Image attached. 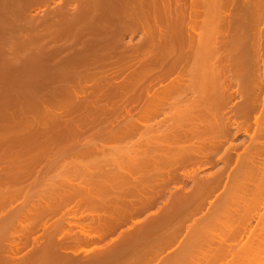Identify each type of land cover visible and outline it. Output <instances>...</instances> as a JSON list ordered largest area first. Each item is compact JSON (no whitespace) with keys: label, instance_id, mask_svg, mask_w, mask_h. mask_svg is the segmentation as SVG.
I'll use <instances>...</instances> for the list:
<instances>
[{"label":"rangeland","instance_id":"1","mask_svg":"<svg viewBox=\"0 0 264 264\" xmlns=\"http://www.w3.org/2000/svg\"><path fill=\"white\" fill-rule=\"evenodd\" d=\"M3 2V4H2V2ZM0 1V9L1 8H4V6L6 5V4H8V5H6L5 6V9H1L0 11H1V15H0V24H2V26H0V58H2V59H0V174H1V177H0V189H1V191L2 192H5V190H6V192L8 193V191H9V193L10 192H13V193H15L16 191L17 192H19V191H22V194L23 195H21L20 196V198H19V194L17 195V196H15L14 194H11V196H10V199H8V198H6V201H5V198H4V200H2L3 202H2V204H0V208H1V210H0V212L2 213V215H1V213H0V224L1 223H3L5 220V218H8L9 220H11V221H14L13 222V224H16L15 223V221L17 222V218L18 217H16V220L14 219V220H12L11 218H13V217H15V215L14 216H12V215H10V213L12 214L13 212H16V211H19L18 210V207H19V209H20V211H23V213L22 214H26V213H28L30 210H31V213L33 212V214H35V211L37 210H39V209H41V208H45L48 204H50V205H52V204H55V205H52V206H59L58 205V203L60 202H62L61 203V205H60V207L58 208V209H56L55 211L56 212H54L53 214L52 213H50V214H52V215H50V214H48L49 215V218L46 216V217H41V219H40V217H37V218H39L40 220H39V223H41L40 224V227H38L37 229H36V231H34V233L32 234V236L30 237L31 238V240H32V238L33 239H38V242L40 243V245L41 244H43V241H45V239H43V238H45V236L43 237V235H44V233H45V231H44V229H47L48 228V230H52V228H53V230L54 229H59V228H55L56 227V225L58 224L57 222H59V223H61L63 226H62V229H60V232H59V234H58V239L60 240V241H58V242H60L61 244H63L64 246H66V247H64V250L63 249H61V250H59V251H54V252H49L50 254L51 253H53V254H51L50 256H53L54 254L55 255H59L60 253H61V255H59V260H60V258H61V256L65 259L64 260V262H63V264H66V262H67V264H112V262H113V264H120L121 262H122V264H210L211 262H212V264H215V262H217V264H222V262H223V264L225 263V264H260V263H262V262H264V259L262 258L261 259V257H264V255L262 256V255H260L261 257L259 258L258 257V252L256 251V250H258L257 249V246H256V243L257 242H255L256 241V239H257V237H256V235H252V236H250L249 234H246V235H242V236H240V234H239V236L237 235V233H236V231L237 230H239L240 231V227L238 228V226H240V225H243L242 223H244V220L246 221L247 219V221L250 223H247V226H245L246 224V222L244 223V226L245 227H242L241 226V230H242V228H249V229H251V230H254V231H256L255 233H257V229H254L255 227H257V225H258V222H259V216L260 215H258L257 216V214H262L263 215V217H264V210L262 209L263 207H262V204H261V206L260 205H256V207L257 206H260V207H258L259 208V213L257 212V210L253 207V211H254V213L253 212H251L250 210L252 209V207H250L249 206V203H250V205L252 206V197H253V193L250 191L252 188H253V185L252 184H250L251 186H248V189H250V190H244V188H243V183H240L239 184V182H242L241 181V175L243 174H241L240 175V173L242 172V170H241V165L240 164H238V162H237V157H239L240 156V154L242 155V153H243V150L247 147V146H249V144H250V141H249V139H250V137H249V139H247L248 138V136L249 135H251V133H253V122H254V120H253V118L254 117H256L257 115H256V113L257 112H255V115H252V116H250L249 117V120L251 119V117H252V120L251 121H249L250 122V124L252 125L251 126V129H253V130H251L250 132H248V136H247V138H246V135H244L242 132L243 131H241L240 133H238L239 132V130H242L241 128H242V126H243V124H242V121L244 122V120H242L241 121V119H242V117L243 116H241V119H240V116H237V114H236V112H234V110H233V112H232V109H234V107H236L237 106V104H238V106L237 107H239L240 105H239V103L241 102V98H240V96H239V94L237 93L238 92V86L235 84V83H237L238 81L236 80V77L235 78H233L234 76H232L233 74L232 73H230V74H227L228 76H225V78H227L228 80H233V82H230L229 84H228V88H226V90L228 91H230L229 93H231L232 94V96L234 97H232V100H230V104H229V106H228V109H226V111L223 113L224 114V116H225V118L226 119H230L231 120V122L230 121H228V132L230 131L231 132V135L230 134H228V135H226L225 137H227L226 138V140L223 138L221 141H219L220 140V138L218 139V136H215V137H212L213 136V134L212 133H206V134H202L201 136H200V138L197 140V139H195L194 140V142H196V143H201V144H203V142L204 143H208L209 141L211 142V140H213V141H215L213 138H215L216 139V141H215V146H214V149L213 150H215V148H216V152L214 151L213 152V154L215 153V155H213L212 153L210 154V155H212V159L210 158V155H209V153H210V150H211V145H209L210 146V148H208L209 149V153H206V152H208V151H206L205 150V148H207V147H201L203 150H205V151H200L199 152V156L197 155L196 156V159L198 160V158L200 157V158H202V159H200L199 158V162L196 160L195 162L193 161V163H194V165L193 164H191V165H189V163H187L186 164V166L184 165H182L183 166V168H181V169H179V167L177 168V169H179V173H178V171H177V169L176 170H173L172 171V174L170 173L168 176H169V178L167 177V175H164L165 177H167V179L169 180V183H167L166 182V178H165V180H164V177L162 178V177H159L160 175L158 174V173H156L155 171H154V173L153 172H148L147 173V171L149 170V169H147V167H146V164H144V165H142V161H143V163L145 162V158H144V150H145V145H144V132H143V136L141 135V133H142V130H141V133H136L134 136L133 135H131L130 137H127L125 140H124V142L123 141H120V142H110V143H107V142H105V144H107V145H105V147L107 148V149H104V150H106L107 152H106V154H105V156H104V153H105V151L103 152V153H99V154H97L96 152H93V153H91L92 155H93V157H95V158H93L92 157V155H90V157H89V155H85L86 157H84V156H76V155H74V154H72L71 155V158L69 157L70 156V153H69V150L70 149H72V147H73V143H74V140H73V142H72V144H71V142L70 141H72V139L70 140L69 138H65V137H68V135L67 136H65L66 134L65 133H63L64 132V129H60V128H63L64 127V123L66 122V124L67 123H69L70 121L71 122H77V123H82V126H83V128H82V131H81V135H82V137H80V139H79V137L77 138V139H79V140H77L76 139V141L78 142V143H81L82 145L84 144V143H90L91 142V144H94L95 142L96 143H98V144H96L95 143V145H100L99 143H101L103 140H107V136H105V137H103L105 134H107V133H109L116 125H117V128L119 127L118 125H120L121 127H122V125H123V123H124V121H125V118L126 117H128V118H136L137 116H141V112H140V110H141V108L143 107V105H144V100H138V101H136L135 103H130L129 101H128V99H126V100H124V101H126L127 102V104L125 103V107L126 106H128V108L126 107V109H128V111L126 112V113H128L127 115L128 116H126V113L124 114V110L122 111V110H120L123 114H121V115H124V116H121L118 112H120V111H116V110H104V113L101 111V110H96V111H98V113L100 114L101 112L103 113V115H101L100 114V116H99V114L97 115V112L95 111V112H93V110L91 111V112H89L88 110H78V108H76L75 106H76V103H77V99H82V97L81 96H79V94L77 93V94H75V92H77V90H78V87L77 88H75V90H74V85H71L72 83H74V81L72 82V83H64L65 81H64V79H65V77H67L68 76V78L70 79V75H68V73H70V72H72V70H70L71 68H73V66H72V63H68V65H67V63H64V59L65 58H69V56L71 55V54H73L74 53V51H77L79 48H78V46L76 45L77 44V42H78V39H77V32H78V30H80L79 28L81 27V26H83L84 27V31H83V33H82V37H83V39H82V41L85 43V42H87V43H85V45L87 46V44H89V46H87V48H94V47H91L92 45H96L95 47H97V44L98 43H100L101 45H103V46H99V47H103L104 49L102 50L101 49V53H109V51L111 52V50H113L112 51V55L110 54L109 56H110V61H109V59H108V61H103V65L101 66L100 64H99V62H97V61H95L93 58H91V61H88L89 63H86V67H84V66H82V68L80 67V66H78L77 68H78V72L80 73L81 71H87L88 69V71H92V72H96V74H97V72L98 71H101L102 72V75H101V79H100V82L101 81H103V75L105 74V79L107 78V79H110V80H105L104 82L106 83L107 81H109V82H107V84H110V81H112L111 83L113 84L114 83V81H115V83L117 84V82H118V85H121L123 82H125V83H127L128 82V80L126 79V78H129V77H132V75H133V73H134V71H135V73H136V68L138 69L137 70V72L139 71V67H141L140 66V61H139V57H141V55L143 54H145V49H146V46H142L141 47V45H140V43L146 38V34H145V31H146V27L145 28H140V27H136V28H131L130 30H129V28L126 30V32L125 31H122L121 32V34L118 36V35H116V31H117V27L114 25V23H113V20L112 21H108L109 20V15L108 14H110V12L112 11L113 12V10L114 11H116L117 9L116 8H111V11L109 12V10H110V3H111V1H113L114 2V0H108V3L106 4H103L102 6L103 7H105L104 8V11H107V9L109 8V10L107 11V12H105L104 13V11H102V12H99V11H97V13H96V11L94 12V13H96V14H94V13H91V14H94V16H92V17H88L87 18V20H84V21H81V23H80V27H77V29L74 27V26H76V25H79V22H78V24H75V25H72V23L71 24H69V22L66 24L65 23V21H67V20H64V18H66V17H63L64 15L65 16H67V19H69L70 17H68V16H72L71 18H73L75 15H74V13L76 14V12L78 11V1L79 0H71V1H69V4L68 5H66L65 4V2L67 1V0H6V1H8V2H6L5 0H1ZM16 1V2H15ZM32 1V2H31ZM42 2L41 4H39L40 2ZM101 1V0H100ZM104 1V0H103ZM102 1V2H103ZM107 1V0H106ZM105 1V2H106ZM117 1V3H119V1L118 0H116ZM129 1V3H131L132 1L131 0H128ZM131 1V2H130ZM138 1H140V0H137V3L135 4L136 6H134V4L133 5H131V6H133V7H128L127 8V6H129V5H127V0H126V2H125V0H123V2H125V4L124 3H122V2H120V4H122L121 6H119L120 7V9H118L117 10V12L115 13V12H113V15L115 14V16H116V14H118V11H119V13H121V15H123V12H121V11H124V10H126L125 12L127 13V10H128V13L126 14L127 15V17H131V15H132V17H135V15H138L137 14V10H135V7H139V6H141V5H143L146 1H148V0H141V2H140V4L138 3ZM143 1H144V3H143ZM185 1V0H184ZM197 1H199V2H202L201 3V7H200V9L202 10H198L200 13H199V16L200 17H198L199 18V23H200V27H201V24H204V20L205 19H207L206 21V23H210V21H209V19L211 18V17H209L210 15V12H212V10H213V13H211L212 14V16L213 17H215L216 18V10L217 9H214L215 8V5L217 4V3H220L218 0H217V3H216V1H214L213 0V2H211V0H210V3H208L209 1L208 0H197ZM227 1V0H226ZM226 1H222V3L220 4V7H221V12L223 13V16H222V13L221 12H219L218 10H217V12H219V14H218V17L217 18H219L218 19V24H217V29H218V31H214V28H216L215 26H216V24L214 23V21L215 20H217V18L215 19V18H213V21H212V18H211V22H212V27H211V25L209 26V24H207L206 25V23H205V25L206 26H202L201 28L198 26V28H200V29H197L198 30V32H197V30H196V32H197V34H198V36H199V38H198V36H197V39H199V41H200V44H199V46L200 47H203L204 45H203V43H207L208 44V46L210 45L209 44V42L208 41H210V39L211 38H213L212 37V35L211 34H213L214 32L216 33L217 32V34H215L214 36H215V38L217 39L216 40V43H221V41H222V43L221 44H219L220 45V48H222L221 46H224L225 48H224V50L223 51H216V53L217 52H220V53H218L217 55H216V58L214 59V55H213V58H211V62H216V59H217V57H219L220 55H221V53L223 54L224 53V51H225V53L222 55V56H220V60H222V58H223V56H225L226 57V60L227 61H224L225 60V58H224V60H222V62L224 61L225 62V68H226V66L228 67V66H230V62H231V60L229 59V54L226 56V50H228V46L229 45H227L226 44V42L229 40V42H227L228 44L229 43H231V38H229L230 37V35L229 34H231V33H229V32H231V30H229V28H227V26L225 25V22H224V18L226 17V16H231L232 15V17L235 15V18H236V20H238L237 18H240V17H242V16H244L243 14H244V11H242L241 12V14L242 15H240V11H241V8L243 9V7H241V5L242 4H240V3H242V2H244V1H242L241 2V0H240V2L238 3V1L237 0H232L233 1V4H232V6H231V3H232V1H231V3L230 2H228L229 4H230V7L228 8V10H227V8H226V10H224L223 9V11H222V8H223V6H225V7H227V5H225L224 3L226 2ZM258 1V0H257ZM260 2H258L259 4L260 3H262L264 0H259ZM19 2V3H18ZM27 2V3H26ZM39 2V3H38ZM71 2V3H70ZM78 2V3H77ZM204 2V3H203ZM215 2V3H214ZM224 2V3H223ZM236 2L238 3V4H236ZM10 3H12V4H10ZM104 3V2H103ZM133 3V2H132ZM147 3V2H146ZM185 3H187V4H189L190 2H189V0H186L185 1ZM14 4V5H13ZM18 4H20V5H18ZM33 4V5H32ZM38 4V5H37ZM65 4V5H64ZM114 5H116L115 7H117V4H116V2L115 3H113ZM123 4L126 6V8H125V6H123ZM206 4V5H205ZM209 4V5H208ZM210 4H212L213 6L210 8L209 6H211ZM224 4V5H223ZM263 4H264V2L262 3V5L260 6V9H263L264 10V8H261L262 6H263ZM13 5V6H12ZM17 5V6H16ZM27 5V6H26ZM44 5V6H43ZM105 5V6H104ZM109 5V6H108ZM199 5H200V3H199ZM239 5L240 6V8H239V11L238 12H236L238 9V7L237 6ZM10 6H12L11 8H12V10L11 9H8V8H10ZM23 6V7H22ZM26 8H25V7ZM33 6H35V7H33ZM62 6H65V7H63L62 8ZM77 6V7H76ZM108 6V7H107ZM236 6V7H235ZM8 7V8H7ZM14 7V8H13ZM17 7V8H16ZM101 7V6H100ZM103 7L101 8V9H103ZM107 7V8H106ZM121 7H123V9L121 8ZM146 7L147 6H145V7H142L143 9H141L140 10V12L143 10V12H144V10L146 11ZM220 7H219V4H218V6H217V8L218 9H220ZM224 7V8H225ZM235 7V8H234ZM264 7V6H263ZM19 8V9H18ZM64 8H65V10H66V12H68V14L66 15V14H64L65 13V11H64ZM99 8V7H98ZM98 8H97V10H98ZM145 8V9H144ZM151 8V7H150ZM233 8H234V10H233ZM56 9H58V10H61V12L63 13H60L58 10H56ZM70 9V10H69ZM72 9V10H71ZM100 9V8H99ZM113 9V10H112ZM116 9V10H115ZM132 9V10H131ZM140 9V8H139ZM148 10L146 11V12H148V11H154L153 9L152 10H149V7L147 8ZM211 9V10H210ZM232 9V10H231ZM257 9H259V7L258 8H255L254 10L256 11L255 13H257ZM2 10H3V13L5 12V14H3L2 13ZM6 10V11H5ZM14 10V11H13ZM19 10V11H18ZM52 10V11H51ZM131 10V11H130ZM251 10H253V9H251ZM262 10V11H263ZM18 11V12H17ZM47 11H51V12H47ZM56 11V12H55ZM58 11V12H57ZM129 11H130V13H129ZM139 11V10H138ZM209 13H208V12ZM231 11H233L232 13H231ZM262 11H261V13L260 14H262ZM26 12V13H25ZM74 12V13H73ZM111 12V13H112ZM135 13V14H133V13ZM252 12V11H251ZM254 12V11H253ZM50 13H52V14H50ZM132 13V14H131ZM139 13V12H138ZM234 13V14H233ZM235 13H237V14H239V15H237V14H235ZM264 13V12H263ZM2 14H3V17H2ZM102 14H106V16H107V20L105 19H102V20H100V19H98L97 17H99V16H102ZM128 14H129V16H128ZM251 14V13H250ZM52 15V16H51ZM56 15V16H55ZM97 15V16H96ZM103 15V16H104ZM112 15V16H113ZM203 15H205V16H203ZM209 15V16H208ZM220 15H221V18L222 19H220ZM246 15H248V13H246ZM245 15V16H246ZM9 16H11V17H9ZM96 16V17H95ZM106 16L105 17H103V18H106ZM110 16H111V14H110ZM203 16V17H202ZM262 16H264V14H262ZM8 17H9V20L10 21H8ZM56 17V18H55ZM58 17V18H57ZM126 16H125V14H124V17L123 18H125ZM202 17V18H201ZM208 17V18H207ZM231 17V18H232ZM247 17V16H246ZM40 18H41V20H40ZM43 18V19H42ZM60 18V19H59ZM62 18V19H61ZM90 18L92 19L91 21H92V23L90 24V27L91 28H89V24L88 23H90ZM95 18V19H94ZM100 18V17H99ZM201 18V19H200ZM234 18V17H233ZM260 18H264V17H260ZM23 19V20H22ZM37 19H38V21H37ZM54 21V23L51 21ZM96 19H98V20H96ZM204 19V20H203ZM43 20V21H42ZM47 20V21H46ZM95 20L96 21H99V22H95ZM222 20H223V23L221 24V22H222ZM234 20V21H233ZM263 20V19H262ZM261 20V21H262ZM2 21V22H1ZM5 21H6V23H5ZM22 21V22H21ZM29 21V22H28ZM34 21V22H33ZM57 21V22H56ZM86 21H88V22H86ZM103 21H105L103 24L101 23V22H103ZM261 21H260V23H259V25H260V27H256V29L258 30V33H257V30H256V33L257 34H259L258 36L259 37H261V39H263L262 37V35H263V31H264V20H263V22L261 23ZM26 22V23H25ZM43 22V23H42ZM47 22V23H46ZM52 22V23H51ZM93 22H95V23H93ZM216 22V21H215ZM236 21H235V19H232V25H231V27L233 26V28H234V26H235V23ZM12 23V24H11ZM46 23V24H45ZM52 25H51V24ZM61 25H60V24ZM98 23V24H97ZM113 23V24H112ZM6 24V25H5ZM9 24V25H8ZM34 24H35V26H34ZM40 24H41V26H40ZM50 24V25H49ZM69 24V25H68ZM82 24V25H81ZM213 24H214V26H213ZM223 24H224V26H226V30L225 29H223L224 28V26H223ZM261 24H263V25H261ZM4 25V26H3ZM44 25V26H43ZM46 25H47V27H46ZM70 25L72 26V27H74V28H70ZM99 25V26H98ZM258 25V24H257ZM8 27V28H6V27ZM38 26H40V27H38ZM68 26V27H67ZM86 26V27H85ZM222 26V28L220 29V27ZM11 27V28H10ZM52 29H51V28ZM54 27H55V29H54ZM95 27L97 28V29H95ZM206 27H208V28H206ZM230 27V29H232V31H235L233 28H231ZM10 28V29H9ZM35 30H34V29ZM89 28V29H88ZM112 28V29H111ZM260 28V29H259ZM3 29H5V30H3ZM66 29V30H65ZM67 29H69V30H67ZM72 29V30H71ZM83 29V28H82ZM86 29V30H85ZM100 29V30H99ZM133 29V31H134V33L133 34H131V30ZM136 29V30H135ZM140 29V30H139ZM208 29V30H207ZM210 29V30H209ZM17 30V31H16ZM29 30H31L30 32H28ZM54 30V31H53ZM143 30H144V32H143ZM212 30H213V33H212ZM220 30V31H219ZM7 33H6V32ZM20 31H22V32H20ZM69 31V32H68ZM89 31V32H88ZM202 33H201V32ZM227 31V32H226ZM236 31H237V28H236ZM235 31V32H236ZM259 31H260V33H259ZM5 32V33H4ZM63 32V33H62ZM64 32H66V34H64ZM171 32V31H170ZM203 32H204V34H203ZM210 32V33H209ZM222 34H221V33ZM223 32H226L225 34L223 33ZM31 33V34H30ZM75 33H76V35H75ZM104 33V34H103ZM114 33H115V35H114ZM218 33L222 36L223 34L225 35V36H222V38H221V41L219 40L220 39V35L218 36ZM40 36H39V35ZM207 34V35H206ZM209 34H210V36H209ZM17 37H19V38H17ZM28 35V36H27ZM32 35V36H31ZM66 35V36H65ZM68 35V36H67ZM227 35H229L228 37H227ZM11 36V37H10ZM13 36V37H12ZM15 36V37H14ZM25 36V37H24ZM57 36H58V38H57ZM60 36V37H59ZM73 36H74V38H73ZM131 36V37H130ZM36 37V38H35ZM43 37H45L44 39H42ZM55 37V38H54ZM89 37V38H88ZM209 37H210V39H209ZM226 37V38H225ZM2 38V39H1ZM26 38V39H25ZM87 38V39H86ZM91 38V39H90ZM113 38V39H112ZM229 38V39H228ZM11 39V40H10ZM24 41H23V40ZM29 39H31V40H29ZM46 39V40H45ZM80 39V40H81ZM225 39V40H224ZM27 40H28V42H27ZM79 40V42H81ZM86 40V41H85ZM102 40V41H101ZM116 40V41H115ZM118 40V41H117ZM207 40V41H206ZM212 40H214V38L212 39ZM224 40V41H223ZM17 41V42H16ZM31 41V42H30ZM39 41V42H38ZM92 41V42H91ZM107 41V44L105 43ZM109 41V42H108ZM115 41V42H114ZM202 41H204V42H202ZM13 42L15 43L14 45L16 46L17 45V47H14L13 46ZM24 42H25V44H24ZM27 42V43H26ZM33 42V43H32ZM98 42V43H97ZM120 42V43H119ZM263 42H264V40H263ZM36 43V44H35ZM39 43V44H38ZM64 43L66 44V45H64ZM83 43V44H84ZM103 43V44H102ZM123 43H124V45H123ZM173 43V42H172ZM210 43H211V41H210ZM225 43V44H224ZM234 43H235V41H234ZM27 44V45H26ZM99 44V45H100ZM139 44V45H138ZM6 45V46H5ZM24 45V46H23ZM26 45V46H25ZM29 45H30V47H29ZM68 45H69V47L70 48H68L67 50H65V52H64V49L66 48V47H68ZM140 46L139 47V49L136 51H132L131 53H132V55H131V53L130 54H128V55H131V60H135L133 63H131L132 65H130L129 64V61H126L125 63H123V61L122 60H120L119 59V54H120V52H117V51H121L122 49H124V46H126V47H134V46ZM170 45H172V46H170ZM173 45L174 44H169L167 47L169 48V46L170 47H173ZM203 45V46H202ZM227 45V46H226ZM2 46H3V48H2ZM22 46H23V48H22ZM75 46V47H74ZM81 46H82V42H81V45H79V47L81 48ZM86 46H84V48H86ZM106 46V47H105ZM10 47H12L11 48V50L10 49H8V48H10ZM20 47V49H18ZM27 48V49H25V48ZM34 49H33V48ZM78 49H77V48ZM144 47H145V49H144ZM155 47L156 46H154V49H155ZM166 47V48H167ZM38 48L40 49V50H38ZM74 48V49H73ZM107 48V49H106ZM143 48V49H142ZM167 48V49H168ZM4 49L5 50H8V52L6 51V52H4ZM60 49V50H59ZM9 50H10V52H9ZM16 50H18L17 52H19V54L16 52ZM72 50V51H71ZM115 50H117V51H115ZM145 50V51H144ZM13 53H12V52ZM44 51V52H43ZM198 51H199V55H200V57H203L204 55H205V53H204V51L203 50H201V49H199L198 48ZM201 51H203V53L201 52ZM40 52V53H39ZM43 52V53H42ZM54 53V54H52V53ZM70 53V54H68V53ZM188 52V51H187ZM228 52V51H227ZM1 53L2 54H4V55H1ZM22 53V54H21ZM47 53V54H46ZM201 53L203 54V55H201ZM33 54H35L34 56H33ZM191 54V53H190ZM196 54V53H195ZM7 55H9V56H7ZM11 55V56H10ZM30 55H32V56H30ZM116 55V56H115ZM193 55H194V53H193ZM193 55H190V59H191V56H193ZM3 56V57H2ZM22 56V57H21ZM25 56H27V57H25ZM47 56V57H46ZM114 56V57H113ZM195 56V55H194ZM192 57V59L193 58H196V57ZM209 54L207 55V56H204V58H208V60L206 59V61H208L209 62ZM32 57V58H31ZM53 57V58H52ZM136 57H138L137 59H135ZM199 56H198V58H197V61H201V59H202V63H203V59L204 58H200ZM212 57V56H211ZM4 58V59H3ZM23 58V59H22ZM24 58H27V59H25L24 60ZM33 58H34V60H33ZM46 58V59H45ZM47 58H49V59H47ZM172 58V57H171ZM188 58H189V53H188ZM188 58H186L185 60V62H184V64H186V65H188V61H187V59ZM44 59V60H43ZM192 59H191V62H192ZM199 59V60H198ZM3 60V61H2ZM8 60V61H7ZM22 60V61H21ZM28 60V61H27ZM43 60V61H42ZM47 60V61H46ZM120 60V63L118 62ZM126 60H128V59H126ZM215 60V61H214ZM27 61V62H26ZM36 61V62H35ZM38 61V62H37ZM46 61V63H44ZM50 61V62H49ZM121 61H122V63H121ZM139 61V63H137ZM228 61H230L229 63H228ZM7 62H9V63H7ZM16 62V63H15ZM41 62V63H40ZM49 62V63H48ZM117 62V63H116ZM128 62V63H127ZM190 62V61H189ZM190 62V63H191ZM200 62V63H201ZM221 62V63H222ZM227 62V63H226ZM7 63V64H6ZM18 63V64H17ZM22 63V64H21ZM27 65H25V64ZM31 65H33V66H30V64ZM35 63H37V64H35ZM38 63H39V65H38ZM106 63V65H104ZM189 63V65H191L192 66V64H190ZM199 63V62H198ZM199 63V64H200ZM210 63V62H209ZM216 63H218V64H216L217 66L219 65V63H220V61L218 60ZM13 64H16V66H17V70H20L19 71V73H18V71L17 70H14V69H16V66H14L13 67ZM29 64V65H28ZM40 64L42 65V67H40ZM44 64L46 65L45 67H44ZM52 65V66H49V65ZM125 64V65H124ZM127 64V65H126ZM54 65V66H53ZM61 65H64V66H61ZM67 65V66H66ZM71 65V66H70ZM100 65V66H99ZM9 66V67H8ZM22 66V67H21ZM35 66V67H34ZM49 66V67H48ZM57 66V67H56ZM110 66V67H109ZM114 66V67H113ZM191 66H190V68H191ZM220 66H221V64H220ZM20 69H19V68ZM35 68V70H34V68ZM44 67V68H43ZM48 67V68H47ZM54 67V69H52ZM70 67V71H67V69ZM88 67V68H87ZM92 67V68H91ZM102 69H100V68ZM125 69V70H123V68ZM186 67V66H185ZM10 68H11V70H12V72L11 71H9L10 70ZM26 69V70H23V69ZM27 68H30L29 70L27 69ZM33 68V69H32ZM38 68V69H37ZM41 68V69H40ZM42 68L44 69L43 71H42ZM64 68H65V70H64ZM67 68V69H66ZM99 68V69H98ZM122 69V70H120V69ZM6 69V70H5ZM32 69V70H31ZM40 69V70H39ZM46 69V70H45ZM50 69V70H49ZM52 69V70H51ZM56 69V70H55ZM63 69V70H62ZM97 69V70H96ZM155 69V68H154ZM3 70L5 71L4 73H2L3 72ZM16 71L15 73H14V71ZM48 70V71H47ZM116 70V71H115ZM7 71V72H6ZM22 71H24V73L22 72ZM27 71V72H26ZM32 71H34V72H36L35 73V77H32L33 76V74H34V72H32ZM47 71V72H46ZM65 71V73H63ZM119 71V72H118ZM132 71H133V73H132ZM11 72V73H10ZM22 72V73H21ZM26 72V73H25ZM29 72H30V74H29ZM43 72V73H42ZM62 72V73H61ZM106 72V73H105ZM32 73V74H31ZM54 73H55V75H54ZM59 73H61V77L58 75ZM67 73V74H66ZM128 73H130V76H129V74ZM132 73V74H131ZM159 70H155V75L157 76V74L159 75ZM194 71H193V76H195L194 75ZM17 75V76H15V75ZM75 74V73H74ZM96 74H94L95 76H94V78H92V79H90V80H86L87 81V83H85L84 82V87H85V90H86V92H87V96H89L91 93H92V88L91 87H94L98 82L96 81V80H99V75L97 76ZM119 74V75H118ZM128 74V75H127ZM11 75H14V76H12L11 77ZM24 75V76H23ZM65 75V76H64ZM73 75V74H72ZM176 75H177V72H174V73H172V74H169V75H167L166 77H167V79L165 80L164 79V81H166L165 83H164V81H159L158 82V85L156 84L155 86L157 87H155V89H158L159 87H160V85H166V84H168L169 83V81H171L174 77H176ZM24 78H23V77ZM26 76H27V78H26ZM40 76V77H39ZM47 78H46V77ZM76 76V75H75ZM122 76V77H121ZM229 76H230V78H229ZM7 78V81H6V79H4V78ZM14 77V78H13ZM49 77V78H48ZM63 77V78H62ZM72 77V76H71ZM166 77H164V78H166ZM232 77V78H231ZM9 78V79H8ZM13 78V80L11 81V79ZM16 78V79H15ZM23 78V79H22ZM46 78V79H45ZM53 78V80H51ZM55 78V79H54ZM61 81H59L58 79ZM65 79V80H69V79ZM73 78V77H72ZM71 78V79H72ZM75 78H77V77H75ZM2 79H4V80H2ZM18 79V80H17ZM21 79V80H20ZM26 79V80H25ZM27 79H29L28 81H27ZM32 80V82H31V80ZM70 79V80H71ZM118 79V80H117ZM162 79V78H161ZM8 80H9V82H8ZM14 80H15V82H14ZM55 80V81H54ZM69 80V81H70ZM123 80H127V82L126 81H123ZM237 82H236V81ZM2 81H3V83H5V85L4 84H2ZM18 81H20V82H18V84H20V85H18V84H16V86H14L15 85V83H17ZM52 81V82H51ZM63 81V82H62ZM69 81H67V82H69ZM75 81H77V79L75 80ZM97 83H96V82ZM121 81V83H119ZM130 81V80H129ZM6 82H7V84H6ZM30 82V83H29ZM60 82V83H59ZM161 82V83H160ZM27 83V84H26ZM94 83H96V84H94ZM115 83H114V85H115ZM125 83H123V84H125ZM10 84V85H9ZM13 84V85H12ZM46 84V85H45ZM65 84H67V87L68 86H74L73 87V90H71V91H73L74 92V94H75V96H71V94L72 95H74L73 94V92L70 94L69 93V95L67 96V94L66 93H64V90H62V88L64 89V85ZM70 84V85H69ZM204 84V85H203ZM203 84H201L202 86H205V88L203 89V90H201V92L203 93V94H201L200 93V91L198 90V93H199V95H198V93L195 95V98L196 97H201V96H203V98L205 97V98H207L206 96H207V94H206V96H205V94L204 93H207L208 91L207 90H209V89H207L206 90V88H209L208 87V85H207V83H203ZM23 85V86H22ZM75 85H76V82H75ZM200 85V87H202ZM207 85V86H206ZM11 86V87H10ZM25 86V87H24ZM28 88H27V87ZM87 86V87H86ZM90 86V87H89ZM107 86V85H106ZM111 86V85H110ZM234 86V87H233ZM236 86V87H235ZM24 87V88H23ZM44 87V88H43ZM70 87H68V90L69 89H71ZM4 88V89H3ZM5 88H6V90H5ZM20 88H21V90H20ZM31 88H33V89H31ZM35 88V89H34ZM42 88V89H41ZM87 88V89H86ZM108 88V87H107ZM27 89V90H26ZM61 89V90H60ZM21 92H20V91ZM30 90V91H29ZM32 90V91H31ZM38 91V92H36V91ZM44 90V91H43ZM204 90H205V92H204ZM235 90V91H234ZM13 91V92H12ZM17 91V92H16ZM20 93H19V92ZM24 91V92H23ZM27 91V92H26ZM26 92V93H25ZM43 92V93H42ZM70 92V91H69ZM233 92V93H232ZM32 95H30V94ZM35 95H34V94ZM37 93H38V95H37ZM45 93V94H44ZM55 93H59L58 95L56 94L55 95ZM238 94V96H237V94ZM14 94V95H13ZM24 94H26V96L28 97H30V98H28V100H30V102H28V100L26 101V99H27V97L26 96H24ZM40 94V95H39ZM65 94H66V97H65ZM235 94V95H234ZM18 95H22L21 97L20 96H17ZM37 95V96H36ZM198 95V96H197ZM15 96V97H14ZM24 96V97H23ZM34 96V97H33ZM41 97L40 99H42V100H40L39 101V98H37V97ZM9 97V98H8ZM24 99H23V98ZM31 97H33V98H31ZM71 98V99H69V98ZM75 97H77L76 98V102L75 101H73L72 102V100H74L75 99ZM84 97V96H83ZM92 97V96H91ZM16 98H18V99H16ZM20 98H22L23 99V101H22V99L20 100ZM61 98V99H60ZM65 98V99H64ZM90 98V97H89ZM88 97H87V99H89ZM13 99V100H12ZM39 101V102H36L37 100ZM67 99V100H66ZM91 99V98H90ZM89 99V100H90ZM92 99H93V97H92ZM143 99V98H142ZM199 99V98H198ZM201 99V98H200ZM17 100H20L19 102L17 101ZM45 100H46V102H45ZM55 102H54V101ZM70 100V101H69ZM96 100V99H95ZM94 100V101H95ZM203 100H205V99H203ZM10 101V102H9ZM12 101V102H11ZM25 101V102H24ZM58 101V102H57ZM92 101V100H91ZM141 101H143L142 103H141ZM201 101H202V99H201ZM22 102V103H21ZM33 102V103H32ZM44 102L46 103V104H44ZM7 103V104H6ZM19 103V104H18ZM26 103H28V104H26ZM31 103V104H30ZM53 103V104H52ZM62 103V104H61ZM5 104V105H4ZM27 105V107H26V105ZM37 104V105H36ZM40 104H41V106H42V108H41V106H40ZM75 104V106H71V105H74ZM131 104V105H130ZM133 104V105H132ZM241 104V103H240ZM28 105H29V107H28ZM6 106H7V108H6ZM36 106L38 107L37 108V110L35 109L36 108ZM44 106V107H43ZM60 106V107H59ZM30 107H32V108H34L33 110H27V109H29ZM39 107H40V109L41 110H39ZM64 107V108H63ZM182 107V106H181ZM180 107V108H181ZM10 108V109H9ZM21 108H24L23 109V112H22V110H21ZM74 110H73V109ZM131 110H130V109ZM231 108V109H230ZM3 109H4V111H3ZM6 109V110H5ZM8 109V110H7ZM15 109V110H14ZM17 109H19V110H17ZM178 109V107L175 109V110H177ZM182 109V108H181ZM133 110V111H132ZM134 110H135V114H132V113H134ZM166 110V109H165ZM168 110V109H167ZM33 111L35 112V111H44V113L45 114H43V116L40 114H38V113H34L33 114ZM126 111V110H125ZM142 111V110H141ZM235 111H237V110H235ZM29 112V114H27ZM41 112H39V113H41ZM131 112V113H130ZM168 112V111H167ZM172 112H176V115H177V111H172ZM180 112H181V110H178V113L180 114ZM222 112H223V110H222ZM260 111H258V116L260 115V113H259ZM43 113V112H42ZM48 113V114H47ZM90 113H91V115H90ZM95 113V114H94ZM114 113V114H113ZM138 113H141V114H138ZM228 113V114H227ZM7 114V115H6ZM14 114V115H13ZM20 114V115H19ZM116 114V115H115ZM119 114V116L120 117H118L117 115ZM129 114H132V115H130V116H132V117H129ZM136 114H138V115H136ZM169 114H171V113H169ZM169 114H168V116H169ZM174 114V113H173ZM178 114V115H179ZM4 115V116H3ZM12 117H11V116ZM22 115V116H21ZM45 115V116H44ZM83 115V116H82ZM93 115H94V117H93ZM97 115V116H96ZM135 115V116H134ZM6 116V117H5ZM20 116V117H19ZM26 116V117H25ZM42 116V117H41ZM118 117V119H117V117ZM234 116V117H233ZM236 116V117H235ZM254 116V117H253ZM57 117H58V120H57ZM114 117H116V118H114ZM139 117H137V119H133V120H138V119H140ZM239 117V118H238ZM17 118V119H16ZM56 118V119H55ZM83 118V119H82ZM128 118H126V121L128 120ZM163 117H160L159 118V120L157 119V121H160L161 119H162ZM238 120H237V119ZM53 119H55V120H53ZM64 119V120H63ZM85 119V120H84ZM91 119V120H90ZM240 119V120H239ZM20 120V121H19ZM32 120V121H31ZM58 121V123L60 124L59 125V127H58V124H57V127H56V123L57 122H55V121ZM87 120V121H86ZM116 120V121H115ZM237 120V121H236ZM53 121V122H52ZM63 123H62V122ZM89 121V122H88ZM98 121H99V123H98ZM132 121V119H129L128 121H127V123H125V124H127V125H125V126H128V124H130V122ZM156 121V120H155ZM23 122V124H24V126H23V124H22V128H20V125H21V123ZM61 122V123H60ZM141 122V121H140ZM238 122H240V124L238 123ZM252 122V123H251ZM29 123H30V125H29ZM50 123H52V124H50ZM53 123H55L54 125H53ZM230 123H231V125L232 126H230ZM28 124V125H27ZM32 124V125H31ZM92 124V125H91ZM239 124V125H238ZM140 125V124H139ZM241 125V126H240ZM26 126H29V127H26ZM31 126H33V127H31ZM36 126H37V128H36ZM48 126H50L51 128L49 129V127ZM81 126V127H82ZM240 126V127H239ZM24 127H25V129H24ZM52 127L54 128V129H56V130H54V129H52ZM107 127H108V129H107ZM112 127V128H111ZM124 127V126H123ZM236 129H234V128ZM16 128V129H15ZM28 128H30V130H32L33 128H34V130L35 131H37L38 130V132L37 133H41V132H39V131H41L42 130V132H44L45 131V135H47V136H45L46 137V139H45V137L44 138H41L42 136H43V133L42 134H40L39 135V138L38 139H30L28 136L30 135V134H32V136L31 137H35V134H36V132H35V134L33 135V133H31V131H29V129ZM101 128V129H100ZM104 128V130H103V132H104V135H103V133H102V129ZM111 128V129H110ZM141 128V127H140ZM142 128H143V126H142ZM23 129L24 130H26V131H23ZM45 129V130H44ZM48 129V131H46ZM51 129H52V132H51ZM232 129V130H231ZM237 129H239L238 131H237ZM13 130V131H12ZM34 130H33V132H34ZM50 130V131H49ZM54 130V131H53ZM63 130V131H62ZM99 130H101V132H100V134L102 133V138H105V139H103L102 141H101V138L99 139V137L96 135V134H98L97 133V131H99ZM105 130H106V132H105ZM108 130V131H107ZM22 132V133H21ZM26 132V133H25ZM29 132V133H28ZM62 132V134L64 135L63 136V138L61 137V138H59L58 136H60V133ZM96 132V133H95ZM140 132V131H139ZM227 132V133H228ZM229 132V133H230ZM236 133L237 135L235 136V134H234V137L232 136L233 135V133ZM49 133V134H48ZM51 133V134H50ZM54 135H53V134ZM58 134V135H57ZM61 134V135H62ZM210 134V135H209ZM211 134H212V136H211ZM242 134V135H241ZM26 135H27V137H26ZM37 135V134H36ZM204 135V136H203ZM209 135V136H208ZM232 136L231 138H230V136ZM241 135V136H240ZM38 136V135H37ZM80 136V135H79ZM98 138H97V137ZM133 136V137H132ZM140 136H142V137H140ZM208 136V137H207ZM132 137V138H131ZM210 137H212V138H210ZM220 137V136H219ZM24 138H26V139H28L29 140V142H31L32 140L36 143V145H37V142H41V141H48L50 138H51V140H49V143H51V144H49L48 142H47V144H49L50 145V149L49 150H47V154L46 155H40V158L41 159H38L37 161H36V159L39 157H37L36 155H34V151L36 150H39V149H36L35 148V150L33 149V153H31L32 152V150L30 149L31 147H29L28 146V143H27V145H26V140H23ZM53 138H55V142L54 141H52V140H54ZM59 138V139H58ZM209 138H210V140H209ZM48 139V140H47ZM62 139V140H61ZM66 139V140H65ZM99 141H98V140ZM143 139V140H142ZM229 139H231V140H229ZM27 140V141H28ZM57 140V141H56ZM61 140V141H60ZM67 140H68V142H67ZM95 140V141H94ZM140 142H139V141ZM225 140V141H224ZM238 140V141H237ZM247 140V141H246ZM23 141L25 144H24V146L21 144L20 145V143ZM37 141V142H36ZM60 143H59V142ZM94 141V142H93ZM244 141V142H243ZM14 142V143H13ZM45 142H43L42 143V145L45 143ZM58 142V143H57ZM104 142V141H103ZM103 142L101 143V144H103ZM139 142V143H138ZM194 142L192 141V143L194 144ZM217 142V143H216ZM53 143H54V145H53ZM117 143H119V144H117ZM126 143H128L127 145L128 146H126ZM191 143V144H192ZM194 144V145H199V146H202L201 144ZM225 143V144H224ZM246 143V144H245ZM31 144V143H30ZM34 144V143H33ZM33 144H32V146H33ZM38 144H41V143H38ZM123 144V145H122ZM140 144V145H139ZM143 144V145H142ZM185 144H188V142L186 143L185 142ZM213 144H214V142H213ZM217 144V145H216ZM247 145L246 147H245V145ZM49 145H48V147H49ZM81 145V146H82ZM104 145V144H103ZM115 145V146H114ZM132 145V146H131ZM139 145V146H138ZM243 145V146H242ZM35 146V145H34ZM65 146V147H64ZM68 146V147H67ZM72 146V147H71ZM122 146V147H121ZM198 146V147H199ZM27 147H29V149L27 148ZM111 147V149H112V147L113 148H115L114 150H111V149H109ZM121 149H120V148ZM126 147V148H125ZM131 147V148H130ZM195 147H197V146H195ZM217 147H219V148H217ZM244 147V148H243ZM130 149V151L132 152V154H131V152L129 151L128 153L131 155L130 156V158L128 159L127 158V156H129V155H127V154H125L124 155V152L126 151V153H127V151ZM137 148V149H136ZM140 148H142V150L140 149ZM213 148V147H212ZM109 149V150H108ZM118 149H120V150H118ZM122 149H124L123 150V152H122ZM218 149V150H217ZM240 149V150H239ZM29 150V151H28ZM66 150V151H65ZM238 150V151H237ZM108 151H109V153H108ZM120 153H119V152ZM133 151H134V153H133ZM139 151V152H138ZM230 151V152H229ZM232 151V152H231ZM3 152H4V154H3ZM113 152V153H112ZM118 152V153H117ZM122 152V153H121ZM138 152V153H137ZM203 152H205V153H203ZM221 152V153H220ZM229 152V153H228ZM238 152V153H237ZM61 153V154H60ZM67 153H69V154H67ZM111 153H112V155L114 156H111ZM137 153V154H136ZM227 153L229 154L228 156H227ZM33 154V155H32ZM64 154H66V156H68L67 158L68 159H65L66 158V156H64V157H62ZM99 155V156H97V155ZM109 154V155H108ZM115 154V155H114ZM200 154H202V155H200ZM74 155V156H73ZM101 155H103V156H101ZM106 155H107V157H106ZM127 155V156H126ZM135 155V156H134ZM205 155V156H204ZM208 155V156H207ZM217 155V156H216ZM35 156V157H34ZM108 156H111V158L109 157V159H108V162L106 163L107 164V166H105V165H103L106 161H107V158H108ZM122 156V157H121ZM142 156V157H141ZM203 156L206 158V157H208L209 159H211V163H209L210 162V160H208L207 158L204 160L203 159ZM220 156V157H219ZM262 157H261V162H260V167L261 166H264V162H263V160H264V154L263 155H261ZM16 157V158H15ZM55 157V158H54ZM92 157V158H91ZM103 157V161L105 160V162H101L102 160H101V158ZM116 157V158H115ZM118 157H121V158H118ZM132 157L134 158V159H132ZM215 157V158H214ZM227 157V158H226ZM58 158V159H57ZM62 158H64L65 160H66V162H65V160L64 159H62ZM69 158H70V160H69ZM73 158H75L76 159V161H79L76 165H78V169H79V172L77 171V170H75V168H74V164H71L72 163V159ZM79 160H78V159ZM87 158H89V162H90V165H91V163H94V160L95 161H100V163L98 162L96 165L95 164H93V165H95L94 167H93V165H91V167H90V169H88L87 168V166L86 165H88L89 164V162L87 163L86 162V159ZM97 158H100V159H97ZM106 158V159H105ZM140 158H141V162L138 164V162L140 161ZM75 159H74V162L73 163H76L75 162ZM81 159H84L85 161H84V163L82 162L83 160H81ZM94 159V160H93ZM111 159V160H110ZM116 159V160H115ZM122 159V160H121ZM125 159H126V161H125ZM13 160V161H12ZM24 160V161H23ZM31 160V161H30ZM54 160H55V162H54ZM57 160V161H56ZM70 162L71 161V163H70V165L71 166H73V167H71L70 165H69V163H68V161ZM80 160H81V162H80ZM88 160V159H87ZM119 160V161H118ZM129 160V161H128ZM131 160V161H130ZM137 160H139L138 162H136ZM19 161V162H18ZM36 161V162H35ZM54 163H56V165L55 164H53L54 166H52V163L53 162ZM63 161V162H62ZM110 161H112V164H108V163H111ZM122 163H121V162ZM133 161H135L136 163H137V166L139 167L138 169H136V170H140V171H136L135 169H132V170H135V171H131L130 169H129V167L131 166V164H132V162ZM202 161V162H201ZM205 161H208L207 163L205 162ZM228 161V163H230V164H228V163H226ZM27 162V163H26ZM29 162H32V163H29ZM62 162V163H61ZM131 162V163H130ZM198 162V163H197ZM213 162H214V164H213ZM13 163H14V165H13ZM17 163V164H16ZM19 163V164H18ZM57 163H59V164H57ZM130 163V165H128ZM146 163V162H145ZM208 163H209V165H208ZM224 163V164H223ZM226 163V164H225ZM262 163H263V165H262ZM16 164V165H15ZM28 164V165H27ZM30 164H32L31 166H30ZM51 166H50V165ZM82 164V167L84 166V164H85V166H86V168L89 170H87L85 167H84V169L85 170H87L86 172H83L82 173V171H81V167H79L80 165ZM99 164H102L103 166H105L104 168H102V165H101V167H99ZM117 164V165H116ZM141 164V165H140ZM207 164V165H206ZM13 165V166H12ZM62 165H65V166H62ZM98 165V166H97ZM118 165H120V167L118 168ZM188 165V166H187ZM229 165V166H228ZM5 166V167H4ZM11 166V167H10ZM48 166H49V169H48ZM57 166V167H56ZM58 166H60L59 168H58ZM89 166V165H88ZM231 166V167H230ZM8 167V168H7ZM29 167H31V168H28ZM68 167V168H67ZM69 167H71V168H69ZM190 169H189V168ZM13 168V169H12ZM16 168V169H15ZM53 168H54V170H53ZM64 168H66L65 170H64ZM100 168H102V169H100ZM110 168V169H109ZM130 168H135L134 167V165H133V167H130ZM146 168V170L143 172V169H145ZM229 168V169H228ZM32 171H31V170ZM71 169V170H70ZM98 170V172H96L97 170ZM119 169H121V170H119ZM218 169V170H217ZM13 170H15V172L13 171ZM34 170V171H33ZM67 170V171H66ZM84 170V171H85ZM112 170H113V172H112ZM183 170H184V172H183ZM13 171V172H12ZM46 171V172H45ZM54 171V172H53ZM55 171H56V173H55ZM70 171V172H69ZM99 171H101V173L99 172ZM121 171V172H120ZM142 171V172H141ZM175 171V173H173ZM225 172V173H221V172ZM18 172V173H17ZM26 172H28V174H26ZM53 172V173H52ZM61 173V176L59 177V175H60V173ZM65 172V173H64ZM103 172H106L105 174L103 173ZM110 172V173H109ZM141 172V173H140ZM4 173V174H3ZM45 175H44V174ZM88 173H91L90 175L88 174ZM94 173V174H93ZM149 173H151V175L149 174ZM178 173V176H176V178H175V176H174V174H177ZM189 173V174H188ZM220 173V177H221V175H223V178L221 177V181L219 182V180L217 181V179H216V177H218L217 175ZM12 174V175H11ZM39 174V175H38ZM66 174V175H65ZM88 174V175H87ZM95 174H96V176H95ZM99 174H101V176L103 177L104 176V179L102 180V177H98L97 178V176L99 175ZM102 174H104V175H102ZM147 174V175H146ZM156 174H158V176L156 175ZM15 175V176H14ZM21 175H22V177H24L23 179H22V181H19L18 180V178H21ZM41 175V176H40ZM56 175V176H55ZM70 175V176H69ZM73 175H74V177H73ZM134 175V176H133ZM150 175V176H149ZM154 175V177H152L151 178V176H153ZM163 175V174H162ZM172 175V176H171ZM194 175V176H193ZM13 176V177H12ZM39 176V177H38ZM42 176H44V177H42ZM49 176H51V177H49ZM55 176V177H54ZM64 176V177H63ZM83 176V177H82ZM95 176V177H94ZM156 176V177H155ZM186 176V177H185ZM200 176H202V178L200 177ZM206 176V177H205ZM211 176V177H210ZM226 176V177H225ZM16 177V178H15ZM31 177V178H30ZM40 177L41 178H43V179H40ZM70 177H72V178H70ZM158 177V178H157ZM172 177H174L175 179H178V180H175V179H173ZM178 177V178H177ZM190 177H192V178H190ZM257 177L258 178H260V175H259V173L257 174ZM13 179V181H12V179ZM37 178V179H36ZM49 180H48V179ZM56 178V179H55ZM91 178V179H90ZM140 178V179H139ZM148 178V179H147ZM149 178H151V180L152 181H150V183L148 182L150 179ZM170 178L171 179H173L172 180V182L170 183ZM189 178V179H188ZM199 178H200V180H199ZM207 180H206V179ZM215 178V179H214ZM236 178H238V179H236ZM3 179H6V180H8V181H5V180H3ZM35 179V180H34ZM40 179V180H39ZM47 179V180H46ZM54 179V180H53ZM68 179V182H66L65 180H67ZM80 181H79V180ZM83 179V180H82ZM153 179H154V182H153ZM163 180L167 185L165 186V185H163L164 184V182H160L161 180ZM180 179V180H179ZM188 179V180H187ZM212 179H213V181H212ZM3 180V182H1ZM17 180V181H16ZM24 180H26V181H24ZM38 180V181H37ZM44 180V181H43ZM50 180H52V181H50ZM143 180V181H142ZM200 182H199V181ZM202 180H205L206 181V183H205V185L207 186V187H209L208 188V190L206 191V192H210L209 191V189L211 190V194L210 195H208V193H205L204 191H205V189L207 188H205V186H204V184H203V182L204 181H202ZM216 180V181H215ZM237 180V181H236ZM238 180H239V182H238ZM11 181V182H10ZM14 181H16V182H14ZM20 183H19V182ZM74 181V182H73ZM85 181V182H84ZM112 181V182H111ZM146 181V182H145ZM192 181H194V182H192ZM198 181V182H197ZM207 181H211L209 184H208V182ZM236 181V182H235ZM24 182V183H23ZM29 182H31V183H29ZM61 182V183H60ZM174 182V183H173ZM176 182V183H175ZM181 182V183H180ZM202 182V184L203 185H201L200 183ZM217 182V183H216ZM234 183V185L232 184V183ZM37 183H39V184H37ZM57 183V184H56ZM66 183V184H65ZM70 183H72V184H70ZM81 183V184H80ZM91 183V184H90ZM95 183V184H94ZM109 183V184H108ZM141 183V184H140ZM146 183V184H145ZM149 183V184H148ZM163 183V184H162ZM194 183H195V185H194ZM197 183V184H196ZM212 183V184H211ZM218 183H220L221 185H219ZM235 183H236V185H235ZM19 184V185H18ZM54 184V185H53ZM56 184V185H55ZM79 184H80V188H81V190H80V188H78L79 187ZM89 184V185H88ZM116 185V187L117 188H115V185ZM120 184V185H119ZM128 184V185H127ZM133 184V185H132ZM150 185L151 186V188L149 189V187H148V185ZM155 184H157L156 186H155ZM162 184V185H161ZM175 184V185H174ZM190 184V185H189ZM200 184V185H199ZM211 184V185H210ZM213 184H215V185H213ZM7 185V186H6ZM25 185V186H24ZM58 185V186H57ZM60 185H63V186H60ZM87 185V186H86ZM114 185V186H113ZM154 185V186H153ZM185 185V186H184ZM210 185V186H209ZM228 185V186H227ZM39 186H41V187H39ZM56 186V187H55ZM78 186V187H77ZM82 186V187H81ZM99 186V187H98ZM100 186L102 187L101 189H100ZM113 186V187H112ZM123 186V187H122ZM136 186H138L137 188H140V190L139 189H137L136 188ZM140 186V187H139ZM141 186L143 187V189H144V187H146L145 189L146 190H143V189H141ZM192 186V187H191ZM196 186V187H195ZM201 186H203V188L204 189H202V187L200 188ZM232 186V187H231ZM11 187V188H10ZM18 187H20V188H18ZM35 187V188H34ZM44 187V188H43ZM136 189H135V188ZM164 187V188H163ZM181 187V188H180ZM251 187V188H250ZM9 188V189H8ZM16 188V189H15ZM48 188V189H47ZM54 190H53V189ZM74 188V189H73ZM87 188V189H86ZM100 189V191H99V189ZM120 188V189H119ZM133 188V189H132ZM153 188H154V191H153ZM176 188V189H175ZM189 188V189H188ZM196 188V190L194 191V189ZM213 188H215V189H213ZM237 188H238V190H237ZM243 188V189H242ZM4 191H3V190ZM31 189V190H30ZM71 189V190H70ZM78 189V190H77ZM102 189H103V192H102ZM109 189V190H108ZM115 189V190H114ZM130 189V191L128 192V190ZM136 191H135V190ZM182 189V190H181ZM200 191V193H197V192H199L198 190ZM202 189V190H201ZM235 189V190H234ZM241 189V190H240ZM8 190V191H7ZM14 190V191H13ZM36 190V191H35ZM37 190H40L41 192H40V194H39V191H37ZM43 190H47V191H43ZM50 190V191H49ZM62 190V191H61ZM106 190V191H105ZM149 190L150 191H153V192H149ZM165 190V191H164ZM25 191V192H24ZM27 191H29V192H27ZM33 191H35V192H33ZM52 191H53V193L55 194L54 195V197H53V199H55V200H52L51 202H53V203H51V202H49L48 200H49V198H47V196H48V194H49V192L50 193H52ZM59 191H60V194H58L59 193ZM119 191H121V192H119ZM124 191V192H123ZM147 191H148V194H149V196H150V198L148 197V194H147ZM170 191V192H169ZM214 191H215V193H217V194H215L214 195ZM230 191V192H229ZM244 191V192H243ZM252 191H253V189H252ZM16 192V193H17ZM27 192V193H26ZM37 192V193H36ZM56 192V193H55ZM107 192V193H106ZM113 192V193H112ZM125 192H126V194H125ZM128 192V193H127ZM132 192H134V193H132ZM136 192V193H135ZM145 192H146V194H145ZM162 192V193H161ZM166 192V193H165ZM183 192V193H182ZM193 192H195V194H192V197L194 196V197H198L199 199H197V198H193V200H194V203H193V200L191 199V193H193ZM202 192H204V194H206L207 195V197H205V195L203 194H201ZM242 192V193H241ZM246 192V193H245ZM254 192V191H253ZM43 193V194H42ZM44 193H45V195H44ZM67 193V194H66ZM71 193V194H70ZM123 193L125 194V195H123ZM130 193H131V195H130ZM137 193H138V195H137ZM169 193H170V195H169ZM230 193V194H229ZM235 193V194H234ZM244 193V194H243ZM35 194V195H34ZM136 194V195H135ZM143 194V196H141ZM150 194H152V195H150ZM153 194H155V195H153ZM179 194V195H178ZM198 194H201V197H200V195H198ZM246 194H248V195H246ZM250 194V195H249ZM15 197H14V196ZM25 195H28L31 199H32V201L31 202H28V201H30L31 199L30 198H28V196H25ZM60 195V196H59ZM107 195V196H106ZM120 195H122L120 198H119V196ZM134 195V196H133ZM145 195H146V197H145ZM176 195H178V196H183V198H184V200L183 201H181L182 199V197L180 196V197H176ZM197 195V196H196ZM211 195L213 196V197H211ZM239 195V196H238ZM246 195V196H245ZM252 195V196H251ZM13 196V197H12ZM40 196V197H39ZM57 196V197H56ZM66 196V197H65ZM69 196V197H68ZM87 196V197H86ZM94 196V197H93ZM99 197V200H98V197ZM100 196H103V198H101L100 199ZM115 196V197H114ZM119 198H117V197ZM126 196H127V198H126ZM135 197V198H133V197ZM136 196H137V198H136ZM140 196V197H139ZM151 196H152V198L153 199H151ZM158 198H157V197ZM23 197V198H22ZM36 197V198H35ZM43 197V198H42ZM83 197V198H82ZM86 197V198H85ZM96 197H97V199H96ZM106 197V198H105ZM122 197L124 198V200L122 199ZM162 197H163V199H162ZM188 197V198H187ZM235 197V198H234ZM250 197V198H249ZM94 198H95V200H94ZM112 198V199H111ZM125 198H126V200H125ZM143 199L144 201H140V199ZM150 200H154V201H150ZM155 198V199H154ZM174 198H178V200H180V203H182L183 202V204H182V206H181V204L179 203V201H177V199H174ZM244 198H247V199H249V200H247V199H244ZM16 199V200H15ZM40 199V200H39ZM52 199V198H51ZM74 199V200H73ZM93 199V200H92ZM105 199V201H103ZM108 199V200H107ZM120 199L122 200V202H120ZM136 199V200H135ZM141 199V200H142ZM145 199L147 200L146 202H148V203H146L145 202ZM203 199L205 200L204 202H203ZM209 201H208V200ZM227 199H229V200H231V202L230 201H227V202H225ZM233 199V200H232ZM241 199H243L244 201H241ZM41 200H43V201H41ZM47 200V201H46ZM64 200H65V202H64ZM86 200V201H85ZM90 200H91V202H90ZM107 200V201H106ZM117 200V202H118V204H116V203H114L115 201ZM119 200V201H118ZM164 200V201H163ZM175 200V201H174ZM196 200L198 201V203L196 202ZM201 200V201H200ZM246 200H247V202H246ZM1 201V200H0ZM8 201V202H7ZM57 203H56V202ZM69 203H68V202ZM98 202V201H100L101 203V205H105V203H108V201H112V204H111V202H109L108 204H106L105 205V207H103V206H101V208H102V210L100 209L99 210V212L97 211V208H100V207H97V206H95V205H92L91 203H95V202ZM114 201V202H113ZM125 201V202H124ZM128 201V202H127ZM134 201V202H133ZM135 201H136V203H135ZM171 201V202H170ZM178 203H177V202ZM223 201V202H222ZM237 201V202H236ZM6 202V205L5 204H3V203H5ZM23 202H25V203H23ZM45 202V203H44ZM64 202V203H63ZM83 202V203H82ZM138 202V203H137ZM141 202H142V206H143V204H144V207H142L141 206ZM151 202H152V204H151ZM155 202V203H154ZM173 202H174V204L175 205H178L177 206V209H179V208H181V211H180V209L179 210H177L178 211V213H177V216L174 214V212H173V214H171L172 213V209L174 208H172V207H170L169 206V204L168 203H170V205L171 204H173ZM202 202V203H201ZM206 202V203H205ZM227 203V204H225V203ZM249 202V203H248ZM1 203V202H0ZM8 203V204H7ZM30 203V204H29ZM48 203V204H47ZM59 203V204H60ZM85 203V204H84ZM93 203V204H94ZM114 203V204H113ZM145 203H146V207H145ZM205 203V205H202V204H204ZM231 203H232V205H231ZM237 203V204H236ZM82 204V205H81ZM84 204V205H83ZM99 204V205H100ZM121 205V207L120 206H118V205ZM131 204H135V206H133V205H131ZM137 204V205H136ZM149 204V205H148ZM151 204V205H150ZM173 204V205H174ZM196 204V205H195ZM225 204V205H224ZM234 204H236V205H234ZM248 204V205H247ZM8 205V206H7ZM25 206V207H23V206ZM28 205V206H27ZM77 205H78V207H77ZM96 205H98V204H96ZM113 205H114V207H113ZM116 205V206H115ZM172 205V206H173ZM254 205V206H255ZM3 206H6V209H5V207L4 208H2ZM89 206V207H88ZM107 206V207H106ZM110 206V207H109ZM138 206V207H137ZM140 206V207H139ZM148 206V207H147ZM188 206H190V207H188ZM199 206V207H198ZM203 206V207H202ZM219 206H225L224 208L222 207H219ZM234 206V207H233ZM247 206H249L250 208V210L247 208ZM9 207V208H8ZM63 207H65L66 209H64ZM69 207V208H68ZM73 207V208H72ZM109 207V208H108ZM115 207H117V208H119L120 207V209H115ZM132 209H131V208ZM141 207H142V209H141ZM152 207V208H151ZM161 207V208H160ZM179 207V208H178ZM186 207L188 208V209H186ZM214 207V208H213ZM218 207V209H220V210H218V209H216ZM239 207V208H238ZM262 207V208H261ZM24 208V209H23ZM87 208V209H86ZM96 208V209H95ZM133 208H135V210L137 209V211H135ZM140 208V209H139ZM190 208V209H189ZM199 208H200V210H199ZM205 208V209H204ZM242 208V209H241ZM244 208V209H243ZM257 208V209H258ZM21 209H23V210H21ZM34 209H35V211H34ZM70 209H72V210H70ZM85 209V210H84ZM94 211H93V210ZM105 211H104V210ZM124 209V210H123ZM130 211V209H131V211L129 212L128 210ZM169 209H171L170 211V214H169ZM175 209V208H174ZM198 209V210H197ZM202 209V210H201ZM247 209H248V212L250 211V214H252V217H249L248 215H250L248 212H247ZM3 210H5V211H3ZM12 210V211H11ZM28 210V211H27ZM95 210H96V212H95ZM116 210H118L119 212V214L120 215H118V213H116ZM121 210H123L126 214L125 215H123L124 213H122V211ZM125 210H127L128 212H129V214H127L128 212L127 211H125ZM141 210V211H140ZM150 210V211H149ZM230 210V211H229ZM242 210H243V213L246 211V213H242V215H241V212H242ZM256 210V211H255ZM3 211V212H2ZM10 211V212H9ZM19 211V212H20ZM80 212L79 214H77L78 212ZM140 211V212H139ZM155 211V212H154ZM163 211V212H162ZM164 211H167L166 213H168L167 215L165 214V212ZM180 211V212H179ZM183 211V212H182ZM189 211V213L187 214V212ZM200 211V212H199ZM212 211V212H211ZM217 211V212H216ZM77 212V213H76ZM131 212H133V213H135V214H132V217L130 216V213ZM198 212V213H197ZM209 212V213H208ZM256 212V213H255ZM20 213V214H21ZM30 213V212H29ZM28 213V214H29ZM76 213V214H75ZM100 213V214H99ZM103 213H107L106 215L105 214H103ZM162 213H163V215H162ZM180 213H183V214H180ZM222 213H224V214H222ZM234 213H235V215H234ZM9 214V215H8ZM20 214H18L19 215V219H21V221H20V223H22V225H27V224H30V222H32V220H34V222H36V219H34V215L31 217V215H27V216H25L24 217V215H23V218H21L20 216H22V215H20ZM71 214H73V215H70ZM88 214V215H87ZM156 214V215H155ZM161 214V215H160ZM186 214V215H185ZM207 214V215H206ZM211 214V215H210ZM229 214V215H228ZM239 214H240V216H239ZM246 214H248V215H246ZM253 214H255V215H253ZM6 215V216H5ZM77 215V216H76ZM78 215H79V217H78ZM99 215V216H98ZM139 215V217H137ZM147 215H148V217H147ZM152 215V216H151ZM158 215H159V217H158ZM169 215H171V216H174V217H170ZM179 215V216H178ZM182 215V216H181ZM214 215V216H213ZM215 215H216V217H215ZM221 215V216H220ZM229 217H228V216ZM243 215H245V219H244V216ZM10 216H12V217H10ZM37 216V215H36ZM43 216V215H42ZM85 216V218H83ZM89 216V217H88ZM95 218H94V217ZM104 216V217H103ZM122 216V217H121ZM130 216V217H129ZM161 216H163L162 218H161ZM169 216V217H168ZM184 216H186V217H184ZM191 216V217H190ZM232 216V218H230ZM248 216V217H247ZM255 216V217H254ZM257 216V217H256ZM27 217V218H26ZM64 217H66L65 218V220H61V219H63ZM81 217H82V219H81ZM101 217V218H100ZM107 217V218H106ZM123 217H124V219H123ZM126 217H127V219H126ZM146 217V218H145ZM166 217H167V219H166ZM183 217V218H182ZM217 217H218V219H217ZM237 217V218H236ZM242 217H243V219H242ZM246 217H247V219H246ZM3 218V219H2ZM36 218V217H35ZM48 218V219H47ZM78 218V219H77ZM88 218V219H87ZM136 218V219H135ZM156 218V219H155ZM166 219V221L165 222H162V220L161 219H163V221ZM169 218V219H168ZM177 218V219H176ZM187 218V221L185 220ZM226 218H227V221H226ZM60 219V220H59ZM74 219H76V220H74ZM82 221H81V220ZM111 219H117V220H119L120 221V225H117V226H115V225H113L112 223H114L113 221H115V220H113V221H111ZM144 221H143V220ZM153 219L155 220V221H153ZM179 219V220H178ZM184 219V220H183ZM214 219V220H213ZM240 219H241V221H242V223L240 222L239 223V221H240ZM252 219V220H251ZM28 220V221H27ZM31 220V221H30ZM47 220V221H46ZM59 220V221H58ZM79 220V221H78ZM87 220V221H86ZM94 220V221H93ZM100 220V221H99ZM111 222H110V221ZM142 222H141V221ZM158 220V221H157ZM220 222H219V221ZM231 220V221H230ZM235 220H237L236 222H235ZM22 221H24V222H22ZM30 221V222H29ZM61 221V222H60ZM78 223V224H76V222ZM91 221H93V223L91 222ZM102 221V222H101ZM106 221V222H105ZM157 221V222H156ZM159 221H161V222H159ZM192 221V222H191ZM194 221V222H193ZM202 221V222H201ZM216 221V222H215ZM100 222V223H99ZM107 223V225L105 224V223ZM149 222V223H148ZM151 222V223H150ZM152 222H154V223H152ZM207 222V223H206ZM209 222H210V224H209ZM223 222H226V223H223ZM38 223V222H37ZM42 223H44V225H45V227L46 228H44L42 225ZM56 223V224H55ZM87 223V224H86ZM105 224V226L106 227H109L110 226V224L112 225V226H114L115 227V229L114 228H112V231H111V229H109L110 231L109 232H107L106 230H108V228L106 229H104L105 231V233L107 234V235H105L104 234V232H103V228L101 227L100 229H102L100 232H103V234H104V236L103 237H101V239H100V237H99V235L101 234H99V225L100 224H102V226ZM116 223V222H115ZM128 223H129V225H128ZM141 223V224H140ZM145 223V224H144ZM186 223V224H185ZM217 223V224H216ZM232 223H234L235 225L237 224L238 226H235V225H232ZM55 224V225H54ZM88 224H90V225H88ZM97 224H98V227H97ZM157 224V225H156ZM174 224H176V226L174 225ZM185 224V225H184ZM193 224V225H192ZM201 224V225H200ZM221 224V225H220ZM226 224V225H225ZM230 226H229V225ZM248 224L250 225V226H248ZM68 225V226H67ZM75 225V226H74ZM178 225H179V227H178ZM182 225H183V227H182ZM208 226V229L206 228L207 226ZM212 225V226H211ZM232 225V226H231ZM70 226V227H69ZM74 226V227H73ZM111 226V227H112ZM153 226H154V228H153ZM170 226V227H169ZM188 226V227H187ZM196 226V227H195ZM206 226V227H205ZM218 226V227H217ZM227 226V227H226ZM42 227V228H41ZM65 229H64V228ZM111 227H109V228H111ZM192 227L194 228V232L191 230L192 229ZM228 227H229V230H228ZM233 227V229H231L232 231H231V233L229 232L230 231V228H232ZM81 228H84L83 230H85L86 232V234L85 235H87L86 237L84 236V235H82L81 233H77V232H82L83 230L81 229ZM88 228V229H87ZM119 228V229H118ZM169 228H172V229H169ZM175 228V229H174ZM196 228H198L199 229V231H198V229L196 230ZM202 228V229H201ZM218 228V229H217ZM220 228V229H219ZM227 228V229H226ZM259 228V227H258ZM12 229V228H11ZM9 230V232L11 231V233H13L12 235L11 234H9V233H7V234H9V235H11L12 237H10V241L8 242V245L7 246H9V245H12V241L15 239V241H16V244L15 245H18V246H20L19 244H21L22 243V249L20 248L18 251H15L14 249H13V251H15V252H11V253H13V256H14V260L15 261H17V260H23L24 258H26V257H29L30 255H31V257L33 258V260L35 259L36 260V257L35 256H39V257H37V261H38V263L35 261L33 264H35V263H37V264H39L40 262H42V260H40L39 261V259L38 258H40V255H39V253L42 255V252H43V256H44V254H47L48 253V251H47V253H45V251L42 249V248H37V245H36V247L35 246H33V245H35V244H33V242L31 241V240H29V244L28 245H30V246H28V245H26V247L24 246V241H26V240H24V238H21L20 237V235H21V233L20 232H18V233H16L17 231H13V230ZM98 229V230H97ZM114 229V230H113ZM130 229V230H129ZM136 229H137V232H136ZM178 229V230H177ZM183 229V230H182ZM207 231H206V230ZM215 229V230H214ZM217 229V230H216ZM224 229V230H223ZM235 229H236V231H235ZM39 230V231H38ZM53 230L52 231H50V232H53ZM149 230V231H148ZM174 230V231H173ZM180 230V231H179ZM195 230H196V232H195ZM202 230V231H201ZM213 232H212V231ZM226 230V231H225ZM124 231V232H123ZM131 231H133V232H131ZM141 231H142V233H141ZM176 231V232H175ZM190 231V232H189ZM210 231V232H209ZM229 233H228V232ZM234 231V232H233ZM239 231H237V232H239ZM16 234H15V233ZM35 232H36V234H35ZM69 232H71V233H69ZM120 234H119V233ZM145 232V233H144ZM150 232V233H149ZM178 232V233H177ZM188 234H190L189 236L187 235V233ZM197 232H199V233H197ZM203 232H205L204 233V235H203ZM219 232V233H218ZM225 232H227V233H225ZM232 232L234 233V236H237V239H236V241H235V239H233V236H231L232 235ZM43 233V234H42ZM62 233V234H61ZM64 233H65V235H64ZM73 233V234H72ZM77 233V234H76ZM123 233H125V236H124V234ZM126 233H128L127 235H128V237H127V235H126ZM129 233H131L132 235H130ZM134 233H136L137 234V236H136V234L134 235ZM152 233V234H151ZM166 233V234H165ZM194 233V234H193ZM202 233V234H201ZM209 233V234H208ZM213 233V234H212ZM254 233V234H255ZM67 234V235H66ZM71 234V235H70ZM97 234H98V236H97ZM103 234H101V235H103ZM158 234H160V236L158 235ZM163 234V235H162ZM201 236H199V235ZM218 234H220V235H218ZM223 234V235H222ZM13 235H14V239L12 240V238H13ZM17 235H19V236H17ZM23 235V234H22ZM21 235V236H22ZM40 235V236H39ZM42 235V236H41ZM72 235H73V237H72ZM76 235V236H75ZM92 235H94V236H92ZM195 235V236H194ZM206 235H209V236H206ZM212 235V236H211ZM216 235V236H215ZM17 236V237H16ZM62 236H63V239H62ZM71 236V237H70ZM97 236V237H96ZM123 236V238L121 239V237ZM134 236H136L137 237V239H135V241H134V238H136V237H133ZM187 236L189 237V238H187ZM221 236H223V237H221ZM64 237H65V239H64ZM75 237L76 238H78L77 239V241L79 240V243H78V245H75L76 243H74L75 242V240H73V238L75 239ZM88 237V238H87ZM91 237V238H90ZM93 237V238H92ZM96 237V238H95ZM107 237V238H106ZM109 237V238H108ZM112 237V238H111ZM139 237V238H138ZM191 237V238H190ZM197 238V240H198V242H197V240L195 239V238ZM211 237V238H210ZM231 237H232V241L230 240L231 239ZM17 238H20V239H22V240H16ZM61 238V239H60ZM69 238V239H68ZM95 238V239H94ZM133 239L132 240V242H131V239ZM42 239H43V241H42ZM71 239H72V241H74V242H72L71 241ZM81 239V240H80ZM96 239H98V240H96ZM100 239V240H99ZM151 240V241H149V240ZM173 239H174V241H173ZM187 239V240H186ZM203 239V240H202ZM207 239V240H206ZM218 239V240H217ZM254 241H253V240ZM124 240V241H123ZM136 240H137V242H136ZM177 240V241H176ZM189 240H191V241H189ZM194 240H195V243H194ZM205 240V241H204ZM214 240V241H213ZM220 240V241H219ZM226 240V241H225ZM14 241V242H15ZM21 241V242H20ZM114 241V242H113ZM239 241H241V243L239 242ZM250 241H251V243H250ZM64 242V243H63ZM65 242H66V245H65ZM69 242H72L73 244H71V243H69ZM86 242V243H85ZM112 242V243H111ZM124 242H126V243H124ZM167 242V243H166ZM184 242V243H183ZM187 242V243H186ZM190 242V243H189ZM208 242H210V244L208 243ZM226 243L227 245H230V247L232 246V248L234 249L236 246V248L234 249L235 250V252H234V250H233V252H234V254L235 255H232L235 259H232V256H230V254H226V253H228V251L230 250L231 252H232V248L230 249V247L227 249L226 247H227V245H226V247H225V250H228L226 253H224V251L222 250V248H223V246H222V248H221V246H217L218 245V243H220L221 245H223L222 243ZM231 242H232V244H231ZM122 243H124V246H123V244ZM157 243V244H156ZM217 243V244H216ZM237 243V244H236ZM248 243V244H247ZM253 243V244H252ZM254 243H255V245H254ZM26 244V243H25ZM33 244V245H32ZM69 244H71V247H70V245ZM105 244V245H104ZM108 246H107V245ZM122 244V245H121ZM156 244V246H154V245ZM190 244H191V246H190ZM219 244V245H220ZM234 244H236V245H234ZM239 244H240V247H239ZM14 245V246H15ZM40 245H38V246H40ZM69 245V246H68ZM81 245V246H80ZM89 245V246H88ZM119 245V246H118ZM121 245V246H120ZM130 245V246H129ZM142 245V246H141ZM152 245V246H151ZM197 245V246H196ZM244 247H243V246ZM246 245V246H245ZM75 246V247H74ZM101 246V247H100ZM126 246V247H125ZM137 246V247H136ZM235 246V247H234ZM255 246V247H254ZM35 247V248H34ZM105 248L104 249V251H102L103 249H99V250H96V252H94L93 253V248ZM115 247V248H114ZM128 247V248H127ZM133 247V248H132ZM153 247V248H152ZM253 247H254V249H253ZM37 248V249H36ZM68 248V249H67ZM113 248V249H112ZM124 248V249H123ZM192 248H194V249H192ZM196 248H198V249H196ZM242 248H244V249H242ZM33 249V250H32ZM38 249H40V250H38ZM43 251H42V250ZM90 249H91V252L90 253H84V250H89L90 251ZM116 249V250H115ZM130 249V250H129ZM203 249V250H202ZM239 249V250H238ZM22 250H23V252H22ZM66 250V251H65ZM105 250H107L108 252H109V254L107 255V253L108 252H106ZM114 250V251H113ZM167 250V251H166ZM175 250V251H174ZM190 250V251H189ZM196 250V251H195ZM240 250H243V252L241 253V251ZM247 250H248V252H247ZM253 250V251H252ZM3 251V250H2ZM9 251V250H8ZM39 251V252H38ZM81 251H83V252H81ZM89 251H87V252H89ZM100 252V251H102V252H104V254H102L101 252H100V254H98L97 252ZM129 251H132V252H129ZM165 251V252H164ZM174 251V252H173ZM239 252V253H237V252ZM251 251V252H250ZM255 251V252H254ZM57 252V253H56ZM60 252V253H59ZM69 252V253H68ZM106 252V253H105ZM116 253V254H114V253ZM118 252V253H117ZM197 254H196V253ZM254 252V253H253ZM257 252V253H256ZM5 255H9V257L10 258H13V256H12V254H10V252H9V254H6V252H3ZM3 253H2V255H3ZM8 253V252H7ZM20 253V254H19ZM37 253H38V255H37ZM67 253V254H66ZM92 253V254H91ZM126 253H128L127 255H125ZM130 253V254H129ZM159 253H161V254H159ZM170 253H172V254H170ZM200 253V254H199ZM248 253V254H247ZM0 254H1V252H0ZM30 254V255H29ZM34 256H33V255ZM75 254V255H74ZM91 254V255H90ZM94 254H96V255H94ZM105 254L107 255V256H105ZM121 254V255H120ZM124 254V255H123ZM167 254V255H166ZM174 254V255H173ZM182 254V255H181ZM219 254V256H217V255ZM242 254V255H241ZM245 254V255H244ZM257 254V255H256ZM98 255V256H97ZM160 255V256H159ZM169 255V256H168ZM179 255V256H178ZM195 255V256H194ZM203 255V256H202ZM249 255H251V256H253V255H255V256H253V257H251V256H249ZM43 256H41V259H43L44 257ZM47 256H49V255H47ZM49 256V257H50ZM67 256V257H66ZM97 256V257H99L97 260H95V257ZM132 256V257H131ZM145 256V257H144ZM220 256H221V258H220ZM236 256V257H235ZM241 256V257H240ZM22 257V258H21ZM71 257V258H70ZM86 257V258H85ZM100 257L102 258L101 260H100ZM105 257V258H104ZM112 257V258H111ZM121 257V258H120ZM170 257V258H169ZM173 257V258H172ZM179 257H180V259H179ZM185 258V260H184V258ZM204 257V258H203ZM212 257V258H211ZM217 259H216V258ZM238 257H240V259L238 258ZM250 257V258H249ZM18 258V259H17ZM68 258V259H67ZM118 258V259H117ZM123 258V259H122ZM163 258V259H162ZM206 258V259H205ZM213 259V260H211V259ZM219 258H220V260L221 261H219ZM236 258H238L237 259V262H235L236 261ZM242 258H244V259H242ZM256 260H258L256 263H255V259ZM258 258V259H257ZM28 259H30V258H28ZM55 259H56V257H55ZM88 259H90V260H88ZM111 259V260H110ZM121 259V260H120ZM136 259V260H135ZM138 259H140V260H138ZM156 259V260H155ZM168 261H167V260ZM192 259H193V262H192ZM203 259V260H202ZM214 259H215V262H214ZM260 259H261V261H260ZM25 260V259H24ZM27 260V259H26ZM47 260V259H46ZM62 260V259H61ZM71 261V262H69V261ZM74 260V261H73ZM78 260V261H77ZM86 260V261H85ZM99 260H100V262H99ZM107 260V261H106ZM113 260V261H112ZM135 260V261H134ZM143 260V261H142ZM161 260V261H160ZM180 260V261H179ZM184 260V261H183ZM202 260V261H201ZM223 260V261H222ZM230 260V261H229ZM243 260V261H242ZM244 260H246V261H244ZM263 260V261H262ZM49 261H51V260H49ZM58 261V259L57 260H53V263L52 262H49V264H62L60 261L59 262H57ZM66 261V262H65ZM73 261V262H72ZM118 261V262H117ZM130 261V262H129ZM137 261V262H136ZM140 263H139V262ZM149 261V262H148ZM173 261H174V263H173ZM182 261V262H181ZM206 261V262H205ZM207 261L208 262H210V263H207ZM233 261V263H231ZM240 261V262H239ZM43 262H45L44 260H43ZM42 262V263H43ZM57 262V263H56ZM98 262V263H97ZM115 262V263H114ZM135 262V263H134ZM171 262V263H170ZM195 262V263H194ZM203 262V263H202ZM230 262V263H229ZM251 262V263H250ZM16 263V262H15ZM29 264H31V263H29ZM45 264H48V261L45 263ZM262 264H264V263H262Z\"/></svg>","mask_w":264,"mask_h":264},{"label":"bare ground","instance_id":"2","mask_svg":"<svg viewBox=\"0 0 264 264\" xmlns=\"http://www.w3.org/2000/svg\"><path fill=\"white\" fill-rule=\"evenodd\" d=\"M1 1V0H0ZM6 1V0H5ZM19 1V0H18ZM30 1V0H29ZM33 1V0H32ZM31 1V2H32ZM43 1V0H42ZM69 1H71V0H67L66 2H65V4L66 5H68L69 4ZM76 1V0H75ZM103 0H79L77 3H78V11L76 12V14L74 13V17L73 18H71L72 16H68V17H70L69 19H67V16H63V17H66V18H64V20H67V21H65V23L67 22H69V24H71L72 23V25H75V24H78V22H79V25H76V26H74L76 29H77V27H80V23H81V21H84V20H87V18L90 16V17H92V16H94V14H96L97 13V11H99V12H102V11H104V8L105 7H103L102 5L103 4H107L108 3V0L106 1V0H104L103 2H102ZM106 1V2H105ZM110 1V0H109ZM119 1V0H118ZM132 1V0H131ZM130 1V2H131ZM186 1V0H185ZM185 1L184 0H148V1H146L145 3H144V1H143V5H141L140 4V2H141V0L140 1H138V3L141 5V6H137V7H135V10H137V14L138 15H135V17H132V15H131V17L129 16V14H128V16L129 17H127V13H128V10H127V13L125 12L126 10H124L125 8H126V6L127 5H129V6H127V8L128 7H133V6H131V5H133L135 2L137 3V0H133L131 3H129V1L127 0V2H126V0H125V2L127 3V5L125 6L124 4H125V2H123V0H120L119 1V3H117V1L116 0H114V2L113 1H111V5L109 6L110 7V10H109V8L107 9V11L109 10V12L111 11V8L113 7V8H116L117 10L118 9H120V7L119 6H121L122 4H120V2H122V3H124L123 4V6H125V8L123 9V7H121L124 11H121V12H123V15H121V13H119V11H118V14H116V16H115V14L113 15V12H117V10L116 11H114L113 9V12L111 13L110 12V14H111V16H110V14H108L109 15V20L108 21H112L113 20V23H114V25L117 27L116 29H117V31L115 32L116 33V35H120L121 34V32L122 31H125L126 32V30L129 28V30L131 29V28H138V27H140V28H145L146 27V31H145V34H146V38L140 43V45H141V47L142 46H146V49H145V47H144V49L146 50H144L145 51V54L143 55H141V57H139L140 59H139V61H140V66L141 67H139L140 69H139V71L137 72V68H136V73H135V71H134V73H133V71H132V73H133V75H132V77H129V78H126L127 80H128V82H127V80H123V81H126L127 83H125V82H123V83H125V84H121V85H118V82H117V84L115 83V81H114V83H115V85H114V83L112 84L111 82L112 81H110V84H107V82H109V81H107L106 83L104 82L106 79H105V74L103 75V78L105 79H103V81H101L100 82V79L102 78L101 77V75H102V72L101 71H98L97 72V74H96V72H92V71H81L80 73L78 72V66H80L81 68H82V66H84V67H86V63H89L88 61H91V58H93L95 61H97V62H99V64L102 66L103 65V61L105 62V61H108V59L110 58V54L112 53V51L113 50H111V52L109 51V53H101L102 51H101V49L103 50L104 48L102 47H99V46H103V45H101L100 43H98L97 44V47H95L96 45H92L91 47H94V48H87V46H89V44H87V46L85 45V43H87V42H83L82 41V39H83V37H82V33H83V31H84V25L83 26H81L79 29L80 30H78V32H77V35H76V33H75V35L77 36V39H78V42H77V46H78V50L77 51H74V53L73 54H71L70 56H69V58L67 57V58H65L64 59V63H67V65H68V63H72V66H73V68H71L70 69V67L67 69V71H70V70H72V72H70V73H68V75H70V79L68 78V76L67 77H65V79H69V80H65L64 79V83H72L73 81H74V83H72L71 85H74V86H68V87H70L71 89H69L68 90V87H67V84H65L64 85V89L62 88V90H64V93H66L67 94V96L69 95V93L71 94L73 91H71V90H73V87H74V90H75V88H77L78 87V90H77V92H75V94H79V96H81L82 97V99L80 98V99H77L78 101H77V103H76V106H75V104L74 105H71V106H75L76 108H78V110H90L89 112H91L92 110H93V112H95L96 110H103L102 112L104 113V110L106 111V110H116V111H120V110H124L123 112H124V114L128 111V109H126V107L128 108V106H126L125 107V103L127 104V102L126 101H124V100H126V99H128V101L130 102V103H135L136 101H138L139 99L140 100H144L145 102H144V105H143V107L141 108V110H140V112L142 113H138V114H141V116L139 117V116H137V117H139L140 119H138V120H133V119H137V117L135 118H133L132 116H130V115H132V114H135L136 112H135V110H134V113H132V114H129V117H132V118H128V117H126V118H128V120L129 119H132V121L130 122V124H128V126H125V125H127V124H125V123H127V121H126V118H125V121H124V123H123V125H122V127L120 126V125H118L119 127L117 128V125L109 132V133H107V134H105L104 135V132H103V130H104V128L102 129V133H103V137H105V136H107V140L105 141V140H103V139H105V138H102L101 136H102V133L100 134V132H101V130H99V131H97V133L98 134H96L98 137H99V139L101 138V141L103 142V144H101V143H99L100 145H95V143L94 144H91V142L90 143H84L83 145L81 144V143H78L77 141H76V139L79 137V139H80V137H82V135H81V131H82V128H83V126H82V123L80 124V123H77V122H69V123H67L66 124V122L63 124L64 125V127L63 128H60V129H64V132L63 133H65L66 135L65 136H67L68 135V137H65V138H69L70 140L72 139V141H70L71 142V144H72V142H73V140H74V143H73V147H72V149H70L69 150V153H70V158H71V155L72 154H74V155H76V156H84V157H86L85 155H89V157H90V155H92L91 153H93V152H96L97 154H99V153H103L104 151H105V153H104V156H105V154H106V150H104V149H107L106 147H105V145H107V144H105V142H107V143H110V142H120V141H123L124 142V140L127 138V137H130L131 135H135L136 133H141V130H142V133H141V135L143 134V132H144V145H145V152H144V158H145V162L143 163V161L141 160V158H140V161L139 160H137L136 162H138V164L141 162L142 163V165H144V164H146V167H147V169H149L148 171L146 170V168L145 169H143V172L146 170L147 171V173L148 172H153L154 173V171L156 172V173H158L160 176L159 177H164V180H165V178L167 179V177L169 178V174L171 173L172 174V171L173 170H176L178 167H179V169H181V168H183V166L185 165L186 166V164L187 163H189V165H191V164H193L194 165V163H193V161L195 162L197 159H196V156L199 154V152L200 151H202L203 149L201 148V147H207V148H205V150L206 151H208V152H206V153H209V149L208 148H210V146L209 145H211L212 147H211V150H210V153H209V155L212 153L213 154V152L216 150V148H215V150H213L214 149V146H215V141H216V139L215 138H213L215 141H213V140H211V142L209 141L208 143H204L203 142V144H201L200 142L199 143H196V142H194V140L195 139H199L200 138V136L202 135V134H206V133H212L213 134V136H212V134H211V136L212 137H215V136H218V139L220 138V140L219 141H221L223 138L226 140V138L227 137H225L226 135H228V134H230L231 135V132L229 133L228 132V121H230L231 122V120L229 119H226L225 118V116H224V112L226 111V109H228V106H229V104H230V100H232V94L231 93H229L230 91L228 90H226V88H228V84L230 83V82H233V80L231 81V80H228L227 78H225V76H228L227 74H230V73H232L233 75L232 76H234L233 78H235L236 77V80L238 81H236L237 83H235L239 88H238V94H239V96H240V98H241V104L239 103V107H237L238 106V104H237V106L236 107H234V109H232V112H233V110H234V112H236V114H237V116H243L242 117V119H241V116H240V119H241V121L242 120H244V122L242 121V124H243V126H242V130H239V129H237V131L239 130V132L238 133H240L241 131H243L242 133L244 134V135H246V138H247V136L249 135L248 134V132H250L251 130H253V133H251V135H249L248 136V138L247 139H249V137H250V139H249V141H250V144H249V146H247V145H245V149L243 150V153H242V155L240 154V156L239 157H237L238 159H237V162H238V164H240L241 165V170H242V172L240 173V175H241V181L242 182H239V180H238V182H239V184L240 183H243V188H244V190H250V189H248V186H251L250 184H252L253 185V191H252V189L250 190L252 193H253V199H252V206L250 205V203H249V206L250 207H252V209L250 210L249 208V206H247V208L251 211V212H253L254 213V209H253V207L257 210V212L259 213V208L258 207H260L261 206V204H262V209L264 210V166H261L260 167V162H261V155H263L264 154V42H263V40H264V31L262 32L263 33V39H261V37H259L260 35L259 34H257L258 33V30L256 29V27L258 28V27H260V25H259V23H260V21L263 19L264 20V18H260V17H264V16H262V14H264L263 12H264V10L263 9H260V6L262 5V3L264 2H262V3H258V2H260L259 0L257 1V0H241V2L242 1H244V2H242V3H240V4H242L241 5V7H243V9L241 8V11H240V15H242L241 14V12L242 11H244V16H242V17H240V18H237L238 20H236V18H235V15L232 17V15L231 16H226L225 18H224V22H225V25L227 26V28H229V30H231V32H229V33H231V34H229L230 35V37L229 38H231V43H227V42H229V40L226 42V44L227 45H229L227 48H228V50H226V56L228 55L229 56V59L231 60V62L230 61H228V63L230 62V66H226V68H225V62L224 61H227L226 60V57L225 56H223V58H222V60H224V58H225V60L222 62V60H220V56H222L224 53H225V51H224V53L222 54L221 53V55L219 56V57H217V59H216V62L219 60L220 61V63H219V65L217 66L216 64H218V63H216V62H211L210 60H211V58H213V55L215 56L214 57V59L216 58V55L218 54V53H220L221 51H223L224 50V46H221L222 48H220V45L219 44H221L222 43V41H221V38H222V36H225L224 34L227 32H223L224 34L221 36L219 33H218V36L220 35L221 37H220V41H221V43H216V38H215V34H217V32L215 33H213V30H212V33L213 34H211L212 35V37L214 38V40H212L213 38H211L210 39V37H209V39H210V41H211V43H210V41H208L209 42V46H208V44L207 43H203V47H200L199 46V44H200V41H199V36H198V34H197V32H198V30L197 29H200L202 26H206L207 24H209V26L211 25V27H212V22H211V18H212V21H213V18H215V17H213L212 16V14L211 13H213V10H212V12H210V16L209 17H211L210 19H209V21H210V23L208 22V23H206L208 20L207 19H203L204 20V24H201V27H200V23H199V18L198 17H200L199 16V11L198 10H201L200 9V7H201V3L202 2H199V1H197V0H189V4H187V3H185ZM202 1V0H201ZM209 2L208 3H210V0H208ZM214 1H216V3H217V0H214ZM220 3H217L216 5H215V8L214 9H217L219 12H221V7H220V4L222 3V1L223 0H218ZM224 1H226V0H224ZM232 1V0H231ZM231 1L230 0H227L224 4L225 5H227V7H225V6H223V8H222V11H223V9L224 10H226V8H227V10H228V8L230 7V4L228 3V2H230L231 3ZM234 1V0H233ZM233 1H232V3H231V6H232V4H233ZM238 1V3L240 2V0H237ZM2 2V1H1ZM6 2H8V1H6ZM16 2V1H15ZM40 2V1H39ZM38 2V3H39ZM44 2V1H43ZM116 2V4H117V7H115L116 5H114L113 3H115ZM211 2H213V0H211ZM19 3V2H18ZM27 3V2H26ZM42 2H40L39 4H41ZM71 3V2H70ZM135 3V4H136ZM142 3V2H141ZM199 3H200V5H199ZM204 3V2H203ZM215 3V2H214ZM227 3V4H226ZM237 2H236V4H238ZM2 4H3V2H2ZM10 4H12V3H10ZM64 4V5H65ZM131 4V5H130ZM134 4V6H136ZM218 4H219V7H220V9H218L217 8V6H218ZM223 4V5H224ZM6 5H8V4H6ZM5 5V6H6ZM14 5V4H13ZM12 5V6H13ZM18 5H20V4H18ZM33 5V4H32ZM38 5V4H37ZM119 5V6H118ZM206 5V4H205ZM209 5V4H208ZM211 6H209L210 8L213 6L212 4H210ZM5 6H4V8H1V9H5ZM12 6H10V8H8V9H11L12 10ZM17 6V5H16ZM27 6V5H26ZM44 6V5H43ZM101 6V7H100ZM105 6V5H104ZM107 6V7H108ZM145 6H147L146 7V11L148 10L147 8L149 7V10H154V11H148V12H146L145 10H144V12H143V10L140 12V10L141 9H143L142 7H145ZM237 6V5H236ZM235 6V7H236ZM239 6V5H238ZM237 6V7H238ZM263 6H264V4H263ZM261 7V8H264V7ZM23 7V6H22ZM25 7V6H24ZM33 7H35V6H33ZM63 7H65V6H62V8ZM77 7V6H76ZM100 9H99V8ZM103 7V9H101ZM106 7V8H107ZM151 7V8H150ZM225 7V8H224ZM234 7V8H235ZM259 7V9H257V13H255L256 11L254 10L255 8H258ZM14 8V7H13ZM17 8V7H16ZM26 8V7H25ZM97 8H98V10H97ZM126 8V9H127ZM140 8V9H139ZM234 8H233V10H234ZM239 8H240V6L237 8L238 10L236 11V12H238L239 11ZM0 9V10H1ZM19 9V8H18ZM145 9V8H144ZM212 9V8H211ZM210 9V10H211ZM251 9H253V10H251ZM56 10H58V9H56ZM62 10V9H61ZM61 10H58L60 13H62L61 12ZM70 10V9H69ZM72 10V9H71ZM132 10V9H131ZM130 10V11H131ZM217 10H216V18L218 17V14H219V12H217ZM232 10V9H231ZM263 10V11H262ZM6 11V10H5ZM14 11V10H13ZM19 11V10H18ZM17 11V12H18ZM52 11V10H51ZM51 11H47V12H51ZM57 11V12H58ZM63 11V10H62ZM64 11H65V13L64 14H68V12H66V10H65V8H64ZM96 11V13H94V12ZM107 11H104V13L105 12H107ZM130 11H129V13H130ZM202 11V10H201ZM235 11V10H234ZM252 11V12H251ZM254 11V12H253ZM261 11H262V14H260L261 13ZM56 12V11H55ZM98 12V13H99ZM139 12V13H138ZM208 12V11H207ZM233 11H231V13H232ZM0 13H1V11H0ZM2 13H3V10H2ZM26 13V12H25ZM62 13V14H63ZM91 13H94V14H91ZM97 13V14H98ZM108 13V12H107ZM133 13V12H132ZM131 13V14H132ZM202 13V12H201ZM200 13V14H201ZM209 13V12H208ZM222 13V12H221ZM246 13H248V15H246ZM251 13V14H250ZM3 14H5V12L3 13ZM3 14H2V17H3ZM50 14H52V13H50ZM124 14H125V18H123L124 17ZM133 14H135V13H133ZM234 14V13H233ZM235 14H237V13H235ZM1 15V14H0ZM92 15V16H91ZM104 14H102V16H99V17H97L98 19H100V20H102V19H106L107 20V16H106V14L103 16ZM113 15V16H112ZM237 15H239V14H237ZM247 17H246V16ZM52 16V15H51ZM56 16V15H55ZM97 16V15H96ZM95 16V17H96ZM106 16V18H103V17H105ZM203 16H205V15H203ZM202 16V17H203ZM222 16H223V13H222ZM9 17H11V16H9ZM9 17H8V21H10L9 20ZM201 17V18H202ZM232 17V18H231ZM1 18V17H0ZM56 18V17H55ZM58 18V17H57ZM200 18V19H201ZM208 18V17H207ZM215 18V19H216ZM223 18V17H222ZM221 18V15H220V19H222ZM43 19V18H42ZM60 19V18H59ZM62 19V18H61ZM95 19V18H94ZM98 19H96V20H98ZM218 19L219 18H217V20H215L214 21V23L216 24V28H214V31L216 30V31H218V29H217V22H218ZM232 19H235V26H234V28H233V26L231 27V25H232ZM23 20V19H22ZM40 20H41V18H40ZM51 20V19H50ZM92 19L90 18V23H88L89 24V28H91L90 27V24L92 23V21H91ZM95 20V22H99V21H96ZM207 20V21H206ZM263 20L261 21V23L263 22ZM37 21H38V19H37ZM43 21V20H42ZM47 21V20H46ZM52 21V20H51ZM234 21V20H233ZM2 22V21H1ZM22 22V21H21ZM29 22V21H28ZM34 22V21H33ZM53 23H54V21H52ZM51 22V23H52ZM57 22V21H56ZM86 22H88V21H86ZM95 22H93V23H95ZM105 21H103V22H101L102 24L104 23ZM259 22V23H258ZM5 23H6V21H5ZM26 23V22H25ZM43 23V22H42ZM47 23V22H46ZM45 23V24H46ZM50 23V24H51ZM66 23V24H67ZM112 23V24H113ZM205 23H206V25H205ZM223 23V20H222V22H221V24ZM264 23V22H263ZM12 24V23H11ZM49 24V25H50ZM55 24V23H54ZM60 24V23H59ZM68 24V25H69ZM98 24V23H97ZM258 24V25H257ZM6 25V24H5ZM9 25V24H8ZM52 25V24H51ZM61 25V24H60ZM82 25V24H81ZM261 25H263V24H261ZM0 26H2V24H0ZM4 26V25H3ZM34 26H35V24H34ZM40 26H41V24H40ZM40 26H38V27H40ZM44 26V25H43ZM99 26V25H98ZM198 26L200 27V28H198ZM213 26H214V24H213ZM223 26H224V24H223ZM226 26H224V28L223 29H227L226 28ZM6 27V26H5ZM9 27V26H8ZM8 27H6V28H8ZM46 27H47V25H46ZM68 27V26H67ZM72 26L70 25V28H71ZM74 27H72V28H74ZM86 27V26H85ZM230 27L231 28H233L235 31H236V28H237V31L235 32V31H232V29H230ZM11 28V27H10ZM9 28V29H10ZM51 28V27H50ZM83 28V29H82ZM88 28V29H89ZM206 28H208V27H206ZM213 28V27H212ZM222 28V26L220 27V29ZM34 29V28H33ZM52 29V28H51ZM54 29H55V27H54ZM95 29H97L96 27H95ZM112 29V28H111ZM260 29V28H259ZM3 30H5V29H3ZM35 30V29H34ZM66 30V29H65ZM67 30H69V29H67ZM72 30V29H71ZM86 30V29H85ZM100 30V29H99ZM136 30V29H135ZM140 30V29H139ZM196 30H197V32H196ZM208 30V29H207ZM210 30V29H209ZM256 30H257V33H256ZM17 31V30H16ZM31 30H29L28 32H30ZM54 31V30H53ZM70 31V30H69ZM68 31V32H69ZM171 31V32H170ZM220 31V30H219ZM6 32V31H5ZM4 32V33H5ZM20 32H22V31H20ZM89 32V31H88ZM143 32H144V30H143ZM201 32V31H200ZM7 33V32H6ZM63 33V32H62ZM115 33H114V35H115ZM123 33V32H122ZM134 33V31H133V29L131 30V34H133ZM202 33V32H201ZM210 33V32H209ZM221 33V32H220ZM259 33H260V31H259ZM31 34V33H30ZM64 34H66V32H64ZM104 34V33H103ZM203 34H204V32H203ZM222 34V33H221ZM39 35V34H38ZM41 35V34H40ZM39 35V36H40ZM207 35V34H206ZM215 35V36H214ZM229 35H227V37L229 36ZM259 35V36H258ZM16 36V35H15ZM14 36V37H15ZM28 36V35H27ZM32 36V35H31ZM66 36V35H65ZM68 36V35H67ZM197 36H198V38L199 39H197ZM209 36H210V34H209ZM1 37V36H0ZM11 37V36H10ZM13 37V36H12ZM17 37V36H16ZM25 37V36H24ZM60 37V36H59ZM131 37V36H130ZM17 38H19V37H17ZM36 38V37H35ZM45 37H43L42 39H44ZM55 38V37H54ZM57 38H58V36H57ZM73 38H74V36H73ZM82 38V39H81ZM89 38V37H88ZM226 38V37H225ZM228 38V39H229ZM2 39V38H1ZM26 39V38H25ZM81 39V40H80ZM87 39V38H86ZM91 39V38H90ZM113 39V38H112ZM11 40V39H10ZM23 40V39H22ZM29 40H31V39H29ZM46 40V39H45ZM79 40L82 42V46H81V48L79 47V45H81V42H79ZM225 40V39H224ZM223 40V41H224ZM24 41V40H23ZM86 41V40H85ZM102 41V40H101ZM116 41V40H115ZM114 41V42H115ZM118 41V40H117ZM207 41V40H206ZM234 41H235V43H234ZM17 42V41H16ZM27 42H28V40H27ZM26 42V43H27ZM31 42V41H30ZM39 42V41H38ZM92 42V41H91ZM109 42V41H108ZM173 42V43H172ZM202 42H204V41H202ZM33 43V42H32ZM84 43V44H83ZM106 44H107V41L105 42ZM120 43V42H119ZM174 44L173 45V47H170V46H172V45H170L169 46V48L167 47L169 44ZM15 43L13 42V46L14 47H17V45L15 46L14 45ZM24 44H25V42H24ZM36 44V43H35ZM39 44V43H38ZM100 44V45H99ZM103 44V43H102ZM225 44V43H224ZM27 45V44H26ZM25 45V46H26ZM64 45H66L65 43H64ZM123 45H124V43H123ZM139 45V44H138ZM226 45V46H227ZM6 46V45H5ZM24 46V45H23ZM23 46H22V48H23ZM84 46H86V48H84ZM154 46H156L155 47V49H154ZM29 47H30V45H29ZM75 47V46H74ZM106 47V46H105ZM139 47L140 46H134V47H126V46H124V49H122L121 51L119 50V51H117V50H115V51H117V52H120V54H119V59L120 60H122L123 61V63H125L126 61H129V64L130 65H132L131 63H133L135 60L133 59V60H131L132 58H131V55H132V51H137L138 49H139ZM168 49H167V48ZM2 48H3V46H2ZM11 48L12 47H10V48H8V49H10L11 50ZM25 48V47H24ZM33 48V47H32ZM68 48H70L69 47V45H68V47H66L65 49H64V52H65V50H67ZM198 48L199 49H201V50H203L204 51V53H205V55L204 56H207L208 54H209V62L208 61H206V59L208 60V58H204V56L203 57H200V55H199V51H198ZM18 49H20V47L18 48ZM25 49H27V48H25ZM34 49V48H33ZM74 49V48H73ZM107 49V48H106ZM143 49V48H142ZM226 49V48H225ZM10 50H9V52H10ZM38 50H40L39 48H38ZM60 50V49H59ZM220 51V52H217L216 53V51ZM8 52V50H5L4 49V52ZM18 50H16V52H17ZM72 51V50H71ZM101 51V52H100ZM130 51V52H129ZM188 51V52H187ZM203 51H201L202 53H203ZM228 51V52H227ZM12 52V51H11ZM14 52V51H13ZM12 52V53H13ZM44 52V51H43ZM42 52V53H43ZM129 52V53H128ZM15 53V52H14ZM18 54H19V52H17ZM40 53V52H39ZM52 53V52H51ZM68 53V52H67ZM130 54L131 53V55H128V54ZM188 53H189V58H188ZM191 53V54H190ZM193 53H194V55H193ZM196 53V54H195ZM201 53V55H203ZM213 55H212V54ZM228 53V54H227ZM16 54V53H15ZM22 54V53H21ZM47 54V53H46ZM52 54H54V53H52ZM68 54H70V53H68ZM1 55H4V54H2L1 53ZM35 54H33V56H34ZM112 55V54H111ZM190 55H193L194 57H196V58H193L192 59V57L193 56H191V59H192V62H191V59H190ZM7 56H9V55H7ZM11 56V55H10ZM30 56H32V55H30ZM116 56V55H115ZM198 56L200 57V58H204L203 59V63L201 62L202 61V59H201V61H197V58H198ZM212 56V57H211ZM218 56V55H217ZM3 57V56H2ZM22 57V56H21ZM25 57H27V56H25ZM47 57V56H46ZM114 57V56H113ZM172 57V58H171ZM32 58V57H31ZM53 58V57H52ZM138 57H136L135 59H137ZM186 58H188L187 59V61H188V65H186V64H184V62L186 61L185 59ZM0 59H2V58H0ZM4 59V58H3ZM23 59V58H22ZM25 59H27V58H24V60ZM46 59V58H45ZM47 59H49V58H47ZM111 59V58H110ZM110 59H109V61H110ZM126 59H128V60H126ZM33 60H34V58H33ZM44 60V59H43ZM42 60V61H43ZM120 60L118 61L119 63H120ZM199 60V59H198ZM3 61V60H2ZM8 61V60H7ZM22 61V60H21ZM28 61V60H27ZM26 61V62H27ZM47 61V60H46ZM46 61L44 62V63H46ZM122 61H121V63H122ZM133 61V62H132ZM139 61L137 62V63H139ZM215 61V60H214ZM36 62V61H35ZM38 62V61H37ZM50 62V61H49ZM48 62V63H49ZM200 64H199V63ZM222 62V63H221ZM7 63H9V62H7ZM6 63V64H7ZM16 63V62H15ZM41 63V62H40ZM117 63V62H116ZM128 63V62H127ZM189 63L190 64H192V66L191 65H189ZM224 63V64H223ZM227 63V62H226ZM18 64V63H17ZM22 64V63H21ZM25 64V63H24ZM30 64V63H29ZM28 64V65H29ZM35 64H37V63H35ZM220 64H221V66H220ZM26 65V64H25ZM38 65H39V63H38ZM66 65V66H67ZM99 65V66H100ZM104 65H106V63L104 64ZM125 65V64H124ZM127 65V64H126ZM1 66V65H0ZM14 66H16V64H13V67ZM18 66V65H17ZM17 66H16V69H14V70H17ZM27 66V65H26ZM30 66H33V65H31L30 64ZM46 65L44 64V67H45ZM49 66H52L51 64L49 65ZM48 66V67H49ZM54 66V65H53ZM61 66H64V65H61ZM71 66V65H70ZM186 66V67H185ZM190 66H191V68H190ZM9 67V66H8ZM22 67V66H21ZM20 67V68H21ZM35 67V66H34ZM33 67V68H34ZM40 67H42V65L40 64ZM43 67V68H44ZM47 67V68H48ZM57 67V66H56ZM110 67V66H109ZM114 67V66H113ZM19 68V67H18ZM19 68V69H20ZM32 68V69H33ZM42 68V71L44 70ZM88 68V67H87ZM92 68V67H91ZM100 68V67H99ZM98 68V69H99ZM123 68V67H122ZM155 68V69H154ZM22 69V68H21ZM28 70L30 69V68H27ZM31 69V70H32ZM38 69V68H37ZM41 69V68H40ZM39 69V70H40ZM52 69H54V67L52 68ZM51 69V70H52ZM70 69V70H69ZM101 69V68H100ZM120 69V68H119ZM6 70V69H5ZM13 70V71H14ZM23 70H26L25 68L23 69ZM34 70H35V68H34ZM46 70V69H45ZM50 70V69H49ZM56 70V69H55ZM63 70V69H62ZM64 70H65V68H64ZM97 70V69H96ZM102 70V69H101ZM120 70H122V69H120ZM123 70H125L124 68H123ZM155 70H159V75L157 74V76L155 75ZM9 71H11L12 72V70H11V68H10V70ZM18 71V73H19V71L20 70H17ZM48 71V70H47ZM46 71V72H47ZM116 71V70H115ZM193 71L195 72L194 73V75L195 76H193ZM5 71L3 70V72L2 73H4ZM7 72V71H6ZM10 72V73H11ZM16 71H14V73H15ZM23 73H24V71H22ZM21 72V73H22ZM27 72V71H26ZM25 72V73H26ZM32 72H34V71H32ZM119 72V71H118ZM174 72H177V75H176V77H174L171 81H169V83L168 84H166V85H160V87L158 88V89H155V85L157 84L158 85V82L159 81H164V79L166 80L167 79V75H169V74H172V73H174ZM17 73V72H16ZM15 73V74H16ZM35 73L36 72H34V74H33V76L32 77H35L36 75H35ZM43 73V72H42ZM62 73V72H61ZM61 73H59L58 75L60 76L61 75ZM63 73H65V71L63 72ZM75 73V74H74ZM106 73V72H105ZM131 73V74H132ZM14 74V75H15ZM29 74H30V72H29ZM32 74V73H31ZM67 74V73H66ZM73 74V75H72ZM94 74H96L97 76L99 75V80H96L95 82L97 83H94V84H96L94 87H91L92 88V93L89 95V96H87V92H86V90H85V85H84V82L85 83H87V81L86 80H90V79H92V78H94ZM129 74V76H130V73H128ZM127 74V75H128ZM14 75H11V77L12 76H14ZM35 75V76H34ZM54 75H55V73H54ZM76 75V76H75ZM119 75V74H118ZM15 76H17V75H15ZM24 76V75H23ZM22 76V77H23ZM62 76V75H61ZM60 76V77H61ZM65 76V75H64ZM72 76V77H71ZM40 77V76H39ZM46 77V76H45ZM75 77H77V78H75ZM122 77V76H121ZM164 77H166V78H164ZM4 78V77H3ZM14 78V77H13ZM13 78L11 79V81L13 80ZM24 78V77H23ZM22 78V79H23ZM26 78H27V76H26ZM47 78V77H46ZM45 78V79H46ZM49 78V77H48ZM63 78V77H62ZM162 78V79H161ZM229 78H230V76H229ZM232 78V77H231ZM4 79H6V81H7V78H4ZM4 79H2V80H4ZM9 79V78H8ZM16 79V78H15ZM55 79V78H54ZM58 79V78H57ZM77 79V81H75ZM18 80V79H17ZM21 80V79H20ZM26 80V79H25ZM29 79H27V81H28ZM31 80V79H30ZM51 80H53V78L51 79ZM59 80V79H58ZM61 80V79H60ZM59 80V81H60ZM107 80H110V79H107ZM118 80V79H117ZM55 81V80H54ZM67 81H69V82H67ZM72 81V82H71ZM8 82H9V80H8ZM14 82H15V80H14ZM17 82V81H16ZM18 82H20V81H18ZM18 82L17 83H15V85L14 86H16V84H18ZM31 82H32V80H31ZM52 82V81H51ZM61 82V81H60ZM59 82V83H60ZM63 82V81H62ZM75 82H76V85H75ZM160 82V83H161ZM166 81H164V83H165ZM21 83V82H20ZM30 83V82H29ZM33 83V82H32ZM119 83H121V81L119 82ZM203 83H207V85H208V87L209 88H206V90L207 89H209V90H207L208 92L207 93H204L205 94V96H206V94H207V98H203V96H199V97H196L195 98V95L198 93V90L200 91V93L201 94H203L202 92H201V90H203L204 88H205V86H202L201 84H203ZM1 84V83H0ZM2 84H4L5 85V83H3V81H2ZM6 84H7V82H6ZM22 84V83H21ZM27 84V83H26ZM8 85V84H7ZM10 85V84H9ZM13 85V84H12ZM18 85H20V84H18ZM46 85V84H45ZM70 85V84H69ZM84 85V86H83ZM107 85V86H106ZM111 85V86H110ZM200 85L202 86V87H200ZM204 85V84H203ZM206 85V86H207ZM23 86V85H22ZM77 86V87H76ZM155 86V87H154ZM11 87V86H10ZM25 87V86H24ZM23 87V88H24ZM27 87V86H26ZM87 87V86H86ZM90 87V86H89ZM108 87V88H107ZM234 87V86H233ZM236 87V86H235ZM28 88V87H27ZM44 88V87H43ZM157 88V87H156ZM4 89V88H3ZM31 89H33V88H31ZM35 89V88H34ZM42 89V88H41ZM87 89V88H86ZM5 90H6V88H5ZM20 90H21V88H20ZM19 90V91H20ZM27 90V89H26ZM61 90V89H60ZM18 91V92H19ZM30 91V90H29ZM32 91V90H31ZM36 91V90H35ZM44 91V90H43ZM70 91V92H69ZM235 91V90H234ZM13 92V91H12ZM17 92V91H16ZM21 92V91H20ZM19 92V93H20ZM24 92V91H23ZM27 92V91H26ZM25 92V93H26ZM36 92H38V91H36ZM204 92H205V90H204ZM43 93V92H42ZM233 93V92H232ZM236 93V94H237ZM30 94V93H29ZM34 94V93H33ZM45 94V93H44ZM57 93H55V95H56ZM59 94V93H58ZM57 94V95H58ZM66 94H65V97H66ZM73 94H74V92H73ZM75 94L74 95H72L71 94V96H75ZM238 94H237V96H238ZM14 95V94H13ZM31 95V94H30ZM35 95V94H34ZM37 95H38V93H37ZM36 95V96H37ZM40 95V94H39ZM60 95V94H59ZM198 95H199V93H198ZM197 95V96H198ZM235 95V94H234ZM17 96V95H16ZM18 96H22V95H18ZM17 96V97H18ZM24 96H26V94H24ZM23 96V97H24ZM32 96V95H31ZM84 96V97H83ZM93 97V99H92V97ZM15 97V96H14ZM22 97V98H23ZM27 97V96H26ZM34 97V96H33ZM33 97H31V98H33ZM87 97L90 99H87ZM9 98V97H8ZM19 98V97H18ZM18 98H16V99H18ZM22 98H20V100L22 99ZM28 98H30L29 96L27 97V99H26V101L28 100ZM37 98H39V101L40 100H42V99H40L41 97L39 96V97H37ZM69 98V97H68ZM76 98L77 97H75V99L74 100H72V102L73 101H75L76 100ZM143 98V99H142ZM199 98V99H198ZM202 99V101H201V99ZM234 98V97H233ZM24 99V98H23ZM23 99H22V101H23ZM61 99V98H60ZM65 99V98H64ZM69 99H71V98H69ZM96 99V100H95ZM203 99H205V100H203ZM13 100V99H12ZM20 100H17L18 102L20 101ZM37 100V99H36ZM67 100V99H66ZM92 100V101H91ZM95 100V101H94ZM38 100L36 101V102H39ZM54 101V100H53ZM70 101V100H69ZM10 102V101H9ZM12 102V101H11ZM25 102V101H24ZM28 102H30V100H28ZM45 102H46V100H45ZM44 102V104H46ZM55 102V101H54ZM58 102V101H57ZM76 102V101H75ZM143 101H141V103H142ZM22 103V102H21ZM33 103V102H32ZM7 104V103H6ZM19 104V103H18ZM26 104H28V103H26ZM25 104V105H26ZM31 104V103H30ZM53 104V103H52ZM62 104V103H61ZM129 104V103H128ZM127 104V105H128ZM5 105V104H4ZM37 105V104H36ZM131 105V104H130ZM133 105V104H132ZM231 105V104H230ZM40 106H41V104H40ZM182 106V107H181ZM26 107H27V105H26ZM28 107H29V105H28ZM44 107V106H43ZM60 107V106H59ZM178 107V109L177 110H175L176 108ZM182 109H181V108ZM6 108H7V106H6ZM35 108V107H34ZM34 108H32V107H30L29 109H27V110H33ZM37 106H36V110H37ZM41 108H42V106H41ZM64 108V107H63ZM10 109V108H9ZM23 109L24 108H21V110H22V112H23ZM73 109V108H72ZM130 109V108H129ZM166 109V110H165ZM168 109V110H167ZM231 109V108H230ZM6 110V109H5ZM8 110V109H7ZM15 110V109H14ZM17 110H19V109H17ZM39 110H41L40 109V107H39ZM74 110V109H73ZM95 110V111H94ZM126 110V111H125ZM131 110V109H130ZM178 110H181V112H180V114L178 113ZM222 110H223V112H222ZM225 110V111H224ZM235 110H237V111H235ZM3 111H4V109H3ZM98 111H96L97 112V115L99 114L98 113ZM133 111V110H132ZM168 111V112H167ZM172 111H177V115H176V112H172ZM258 111H260L259 113H260V115L258 116ZM39 112H41V111H33V114L34 113H38L39 115L41 114L42 116H43V114H45L44 113V111H42L41 113H39ZM100 112V111H99ZM101 112V113H102ZM255 112H257L256 113V117H254L253 118V120H254V122H253V129H251V124H250V122L249 121H251L252 120V117H251V119L249 120V117L250 116H252V115H255ZM100 113V114H101ZM103 113L101 114V115H103ZM120 115L121 114H123L121 111L120 112H118ZM131 113V112H130ZM169 113H171V114H169ZM174 113V114H173ZM27 114H29V112L27 113ZM48 114V113H47ZM95 114V113H94ZM100 114H99V116H100ZM114 114V113H113ZM119 114L117 115L118 117H120L119 116ZM128 113H126V116H128L127 115ZM138 114H136V115H138ZM168 114H169V116H168ZM179 114V115H178ZM228 114V113H227ZM7 115V114H6ZM14 115V114H13ZM20 115V114H19ZM90 115H91V113H90ZM96 115V116H97ZM116 115V114H115ZM4 116V115H3ZM11 116V115H10ZM22 116V115H21ZM41 116V117H42ZM45 116V115H44ZM83 116V115H82ZM92 116V115H91ZM116 116V117H117ZM121 116H124V115H121ZM135 116V115H134ZM6 117V116H5ZM12 117V116H11ZM20 117V116H19ZM26 117V116H25ZM93 117H94V115H93ZM116 117H114V118H116ZM118 117H117V119H118ZM160 117H163L160 121H157V119L159 120V118ZM234 117V116H233ZM236 117V116H235ZM95 118V117H94ZM239 118V117H238ZM244 118V119H243ZM17 119V118H16ZM56 119V118H55ZM55 119H53V120H55ZM83 119V118H82ZM237 119V118H236ZM239 119V120H240ZM57 120H58V117H57ZM55 121V122H57L56 123V127H57V124H58V127H59V123H58V121ZM64 120V119H63ZM85 120V119H84ZM91 120V119H90ZM156 120V121H155ZM238 120V119H237ZM236 120V121H237ZM20 121V120H19ZM32 121V120H31ZM87 121V120H86ZM116 121V120H115ZM141 121V122H140ZM53 122V121H52ZM62 122V121H61ZM60 122V123H61ZM89 122V121H88ZM63 123V122H62ZM98 123H99V121H98ZM239 124H240V122H238ZM252 123V122H251ZM22 124H23V122L21 123V125H20V128H22L21 126H22ZM50 124H52V123H50ZM55 123H53V125H54ZM125 124V125H124ZM140 124V125H139ZM238 124V125H239ZM28 125V124H27ZM29 125H30V123H29ZM32 125V124H31ZM92 125V124H91ZM23 126H24V124H23ZM55 126V125H54ZM82 126V127H81ZM124 126V127H123ZM142 126H143V128H142ZM230 126H232L231 125V123H230ZM241 126V125H240ZM239 126V127H240ZM26 127H29V126H26ZM31 127H33V126H31ZM49 127V129L51 128L50 126H48ZM141 127V128H140ZM36 128H37V126H36ZM112 128V127H111ZM110 128V129H111ZM234 128V127H233ZM16 129V128H15ZM24 129H25V127H24ZM23 129V131H26V130H24ZM29 129V131H31V133H33V135L35 134V132H36V134L38 135H36L35 134V137H31L32 136V134H30L28 137L30 138V139H38L39 138V135L40 134H42L43 133V136L41 137V138H44L45 136H47V135H45L44 133H45V131L44 132H42V130L41 131H39V132H41L40 134L39 133H37L38 132V130L37 131H35L34 130V128L32 129V130H30V128H28ZM52 129H54L53 127H52ZM52 129H51V132H52ZM101 129V128H100ZM107 129H108V127H107ZM235 129V128H234ZM33 130H34V132H33ZM45 130V129H44ZM54 130H56V129H54ZM53 130V131H54ZM232 130V129H231ZM236 130V129H235ZM13 131V130H12ZM46 131H48V129L46 130ZM50 131V130H49ZM63 131V130H62ZM108 131V130H107ZM140 131V132H139ZM105 132H106V130H105ZM228 132V133H227ZM22 133V132H21ZM26 133V132H25ZM29 133V132H28ZM96 133V132H95ZM49 134V133H48ZM51 134V133H50ZM53 134V133H52ZM62 134V132L60 133V136H58L59 138H63V134ZM234 134H235V136L237 135L235 132L233 133V137H234ZM54 135V134H53ZM58 135V134H57ZM80 135V136H79ZM210 135V134H209ZM208 135V136H209ZM229 135V136H230ZM242 135V134H241ZM240 135V136H241ZM96 136V137H97ZM132 136V137H133ZM143 136V135H142ZM142 136H140V137H142ZM204 136V135H203ZM207 136V137H208ZM220 136V137H219ZM232 136H230V138L232 137ZM26 137H27V135H26ZM27 137V138H28ZM97 137V138H98ZM131 137V138H132ZM212 137H210V138H212ZM58 138V139H59ZM210 138H209V140H210ZM235 138V137H234ZM33 139V140H34ZM40 139V138H39ZM45 139H46V137H45ZM54 140H52V141H54L55 142V138H53ZM79 139H77V140H79ZM23 140H26V145H27V143L29 142V140L28 139H26V138H24ZM28 140V141H27ZM31 141V142H29L28 143V146L29 147H31L30 149L32 150V152L31 153H33V149L35 150V148L36 149H39V150H35L34 151V155H36L38 158L36 159V161L38 160V159H41L40 158V155L42 156H44V155H46L48 152H47V150H49L51 147H50V145L49 144H51V143H49V140H51V138L48 140V141H41V142H37V145H36V143L34 142V141ZM62 140V139H61ZM60 140V141H61ZM66 140V139H65ZM81 140V139H80ZM98 140V139H97ZM143 140V139H142ZM224 140V141H225ZM229 140H231V139H229ZM57 141V140H56ZM95 141V140H94ZM93 141V142H94ZM99 141V140H98ZM139 141V140H138ZM192 141L194 142V144L196 143V144H201L202 146H199V145H194L193 143H192ZM199 141V140H198ZM238 141V140H237ZM247 141V140H246ZM21 142V141H20ZM43 142H45L43 145H42V143ZM47 142L49 143V144H47ZM59 142V141H58ZM57 142V143H58ZM67 142H68V140H67ZM140 142V141H139ZM138 142V143H139ZM185 142L187 143L188 142V144H185ZM213 142H214V144H213ZM244 142V141H243ZM14 143V142H13ZM23 143V144H22ZM31 143V144H30ZM34 143V144H33ZM38 143H41V144H38ZM60 143V142H59ZM125 143V142H124ZM192 143V144H191ZM217 143V142H216ZM23 145L24 146V142L22 141L21 143H20V145ZM32 144H33V146H32ZM96 144H98V143H96ZM114 144V143H113ZM117 144H119V143H117ZM128 143H126V146H128L127 145ZM225 144V143H224ZM25 145V146H26ZM35 145V146H34ZM48 145H49V147H48ZM53 145H54V143H53ZM82 145V146H81ZM123 145V144H122ZM140 145V144H139ZM138 145V146H139ZM143 145V144H142ZM214 145V146H213ZM217 145V144H216ZM24 146V147H25ZM115 146V145H114ZM132 146V145H131ZM195 146H197V147H195ZM199 146V147H198ZM243 146V145H242ZM29 147H27L28 149H29ZM65 147V146H64ZM68 147V146H67ZM122 147V146H121ZM120 148V147H119ZM126 148V147H125ZM131 148V147H130ZM217 148H219V147H217ZM244 148V147H243ZM109 149H111V147L109 148ZM108 149V150H109ZM115 148H113L112 147V149L111 150H114ZM121 149V148H120ZM120 149H118V150H120ZM129 149V148H128ZM137 149V148H136ZM141 150H142V148H140ZM123 150L124 149H122V152H123ZM205 150H203V151H205ZM218 150V149H217ZM240 150V149H239ZM29 151V150H28ZM66 151V150H65ZM121 151V150H120ZM130 151V149L127 151V153H126V151L124 152V155L125 154H127V155H129V156H127V158L129 157L130 158V154L128 153ZM238 151V150H237ZM119 152V151H118ZM117 152V153H118ZM121 152V153H122ZM131 152V151H130ZM139 152V151H138ZM137 152V153H138ZM216 152V151H215ZM230 152V151H229ZM228 152V153H229ZM232 152V151H231ZM69 153H67V154H69ZM72 153V154H71ZM108 153H109V151H108ZM113 153V152H112ZM112 153H111V156H113L112 155ZM120 153V152H119ZM133 153H134V151H133ZM136 153V154H137ZM203 153H205V152H203ZM205 153V154H206ZM221 153V152H220ZM227 153V156L229 155ZM238 153V152H237ZM3 154H4V152H3ZM61 154V153H60ZM96 154V155H97ZM131 154H132V152H131ZM33 155V154H32ZM73 155V156H74ZM94 155V154H93ZM93 155H92V157H93ZM109 155V154H108ZM115 155V154H114ZM200 155H202V154H200ZM213 155H215V153L213 154ZM64 156H66V154H64L62 157H64ZM68 156H66V158L65 159H68L67 157ZM97 156H99V155H97ZM101 156H103V155H101ZM103 156V157H104ZM111 156H108V158H107V161L105 162V160L103 161V157L101 158V162H105L103 165H105L107 162H108V159H109V157L111 158ZM135 156V155H134ZM199 156V155H198ZM205 156V155H204ZM203 156V159L205 158ZM208 156V155H207ZM217 156V155H216ZM35 157V156H34ZM91 157V158H92ZM106 157H107V155H106ZM114 157V156H113ZM122 157V156H121ZM121 157H118V158H121ZM142 157V156H141ZM201 157V156H200ZM199 157V158H200ZM220 157V156H219ZM16 158V157H15ZM55 158V157H54ZM70 158H69V160H70ZM81 158V157H80ZM79 158V159H80ZM93 158H95V157H93ZM100 158H97V159H100ZM116 158V157H115ZM128 158V159H129ZM199 158H198V162L200 161L199 160ZM208 160H210V162L209 163H211V159H212V155H210V158L211 159H209L208 157H206ZM205 158V159H206ZM215 158V157H214ZM227 158V157H226ZM263 158V157H262ZM58 159V158H57ZM62 159H64V158H62ZM64 159V160H65ZM74 159L75 158H73L72 159V163H71V161L69 162L68 160V163H69V165H70V163L71 164H74L73 166H74V168H75V170H77L78 168V165H76L79 161H76V159H75V162L76 163H73L74 162ZM78 159V158H77ZM78 159V160H79ZM88 159V160H87ZM86 159V162L88 161H90L89 160V158H87ZM106 159V158H105ZM132 159H134L133 157H132ZM200 159H202V158H200ZM204 159V160H205ZM81 160H83L82 162L84 163V159H81ZM81 160H80V162H81ZM94 160V159H93ZM111 160V159H110ZM116 160V159H115ZM122 160V159H121ZM13 161V160H12ZM24 161V160H23ZM31 161V160H30ZM35 161V162H36ZM57 161V160H56ZM119 161V160H118ZM125 161H126V159H125ZM129 161V160H128ZM131 161V160H130ZM19 162V161H18ZM53 162V161H52ZM54 162H55V160H54ZM52 163V166H54L53 164H55L56 165V163ZM63 162V161H62ZM61 162V163H62ZM65 162H66V160H65ZM87 162V163H88ZM100 163V161H95L94 160V163H91V165H93V164H97V163ZM111 163H108V164H112V161H110ZM121 162V161H120ZM135 161H133L132 162V164H131V166L130 167H133V165H134V167L135 168H130L129 167V169L131 170V171H135L136 169H138L139 167L137 166V163H136ZM197 162V163H198ZM202 162V161H201ZM206 163L208 162V161H205ZM263 162H264V160H263ZM27 163V162H26ZM29 163H32V162H29ZM122 163V162H121ZM131 163V162H130ZM130 163L128 164V165H130ZM191 163V164H190ZM196 163V162H195ZM209 163H208V165H209ZM226 163H228V161L226 162ZM225 163V164H226ZM17 164V163H16ZM15 164V165H16ZM19 164V163H18ZM57 164H59V163H57ZM95 164V165H96ZM213 164H214V162H213ZM224 164V163H223ZM228 164H230V163H228ZM13 165H14V163H13ZM12 165V166H13ZM28 165V164H27ZM32 164H30V166H31ZM50 165V164H49ZM80 165V164H79ZM89 165V166H88ZM88 165H86L87 166V168L88 169H90V167H91V165H90V162H89V164ZM95 165H93V167L95 166ZM101 165L102 164H99V167H101ZM102 165V168H104L105 166H107V164L105 165V166H103ZM117 165V164H116ZM141 165V164H140ZM183 165V166H182ZM207 165V164H206ZM262 165H263V163H262ZM51 166V165H50ZM62 166H65V165H62ZM71 166V165H70ZM73 166H71V167H73ZM86 166H85V164H84V166L82 167V164L79 166V167H81L82 169H81V171H82V173L83 172H86L88 169L86 168ZM98 166V165H97ZM182 166V167H181ZM188 166V165H187ZM229 166V165H228ZM5 167V166H4ZM11 167V166H10ZM57 167V166H56ZM60 166H58V168H59ZM71 167H69V168H71ZM84 167L87 169V170H85L84 169ZM120 167V165H118V168ZM181 167V168H180ZM231 167V166H230ZM8 168V167H7ZM28 168V167H27ZM29 168H31V167H29ZM28 168V169H29ZM68 168V167H67ZM77 168V169H76ZM102 168H100V169H102ZM141 168V167H140ZM189 168V167H188ZM13 169V168H12ZM16 169V168H15ZM48 169H49V166H48ZM66 168H64V170H65ZM72 169V168H71ZM70 169V170H71ZM110 169V168H109ZM132 169H135V170H132ZM179 169H177V171H178V173H179ZM190 169V168H189ZM229 169V168H228ZM31 170V169H30ZM53 170H54V168H53ZM85 170V171H84ZM97 170V169H96ZM103 170V169H102ZM119 170H121V169H119ZM218 170V169H217ZM14 172H15V170H13ZM12 171V172H13ZM32 171V170H31ZM34 171V170H33ZM67 171V170H66ZM78 172H79V169L77 170ZM89 171V170H88ZM137 172L138 171H140V170H136ZM135 171V172H136ZM46 172V171H45ZM54 172V171H53ZM52 172V173H53ZM70 172V171H69ZM96 172H98V170L96 171ZM100 173H101V171H99ZM112 172H113V170H112ZM121 172V171H120ZM142 172V171H141ZM140 172V173H141ZM183 172H184V170H183ZM18 173V172H17ZM55 173H56V171H55ZM60 173V172H59ZM65 173V172H64ZM104 174L106 173V172H103ZM110 173V172H109ZM114 173V172H113ZM173 173H175V171L173 172ZM178 173L177 174H174V176L176 175V176H178ZM221 173H225V172H221ZM259 173V175H260V178H258L257 177V174ZM4 174V173H3ZM26 174H28V172H26ZM44 174V173H43ZM89 175L91 174V173H88ZM87 174V175H88ZM94 174V173H93ZM104 174H102V175H104ZM150 175H151V173H149ZM158 174H156L157 176H158ZM163 174V175H162ZM189 174V173H188ZM12 175V174H11ZM39 175V174H38ZM45 175V174H44ZM66 175V174H65ZM147 175V174H146ZM149 175V176H150ZM164 175H167V177H165ZM169 175V176H168ZM15 176V175H14ZM41 176V175H40ZM56 176V175H55ZM54 176V177H55ZM61 176V173H60V175H59V177ZM70 176V175H69ZM95 176H96V174H95ZM94 176V177H95ZM134 176V175H133ZM172 176V175H171ZM176 176H175V178H176ZM194 176V175H193ZM218 177H216V179H217V181L219 180V182L221 181V177L223 178V175H221V177H220V173L217 175ZM0 177H1V174H0ZM13 177V176H12ZM25 177V176H24ZM24 177H22V175H21V178H18V180L19 181H22V179L24 178ZM39 177V176H38ZM42 177H44V176H42ZM49 177H51V176H49ZM64 177V176H63ZM73 177H74V175H73ZM83 177V176H82ZM98 177H102L101 176V174H99L98 176H97V178ZM152 177H154V175L153 176H151V178ZM156 177V176H155ZM162 177V178H163ZM186 177V176H185ZM201 178H202V176H200ZM206 177V176H205ZM211 177V176H210ZM226 177V176H225ZM16 178V177H15ZM31 178V177H30ZM70 178H72V177H70ZM151 178H149L150 180L148 181L149 183H150V181H152L151 180ZM158 178V177H157ZM173 179H175L174 177H172ZM178 178V177H177ZM190 178H192V177H190ZM12 179V178H11ZM14 179V178H13ZM13 179H12V181H13ZM37 179V178H36ZM40 179H43V178H41L40 177ZM39 179V180H40ZM48 179V178H47ZM46 179V180H47ZM56 179V178H55ZM91 179V178H90ZM104 179V176L102 177V180ZM140 179V178H139ZM148 179V178H147ZM173 179H171L170 178V183L172 182V180ZM189 179V178H188ZM187 179V180H188ZM206 179V178H205ZM215 179V178H214ZM236 179H238V178H236ZM3 180H5V181H8V180H6V179H3ZM3 180L1 181V182H3ZM35 180V179H34ZM49 180V179H48ZM54 180V179H53ZM79 180V179H78ZM83 180V179H82ZM161 180V179H160ZM175 180H178V179H175ZM180 180V179H179ZM199 180H200V178H199ZM198 180V181H199ZM207 180V179H206ZM17 181V180H16ZM16 181H14V182H16ZM18 181V182H19ZM24 181H26V180H24ZM38 181V180H37ZM44 181V180H43ZM50 181H52V180H50ZM66 182H68V179L67 180H65ZM80 181V180H79ZM143 181V180H142ZM197 181V182H198ZM202 181H204L203 182V184H204V186H205V188L207 187L206 185H205V183H206V181L205 180H202ZM212 181H213V179H212ZM216 181V180H215ZM237 181V180H236ZM235 181V182H236ZM11 182V181H10ZM74 182V181H73ZM85 182V181H84ZM112 182V181H111ZM146 182V181H145ZM153 182H154V179H153ZM160 182H164L163 180H161ZM166 182L167 183H169V180L167 179L166 180ZM192 182H194V181H192ZM200 182V181H199ZM208 182V184L211 182V181H207ZM214 182V181H213ZM20 183V182H19ZM24 183V182H23ZM29 183H31V182H29ZM61 183V182H60ZM148 183V184H149ZM174 183V182H173ZM176 183V182H175ZM181 183V182H180ZM217 183V182H216ZM232 183V182H231ZM37 184H39V183H37ZM57 184V183H56ZM55 184V185H56ZM66 184V183H65ZM70 184H72V183H70ZM81 184V183H80ZM80 184H79V187L78 188H80ZM91 184V183H90ZM95 184V183H94ZM109 184V183H108ZM141 184V183H140ZM146 184V183H145ZM147 184V185H148ZM163 184V183H162ZM161 184V185H162ZM197 184V183H196ZM201 185H203L202 184V182L200 183ZM199 184V185H200ZM212 184V183H211ZM210 184V185H211ZM219 185H221L220 183H218ZM233 185H234V183H232ZM19 185V184H18ZM54 185V184H53ZM89 185V184H88ZM115 185V184H114ZM113 185V186H114ZM117 185V184H116ZM116 185H115V188H117L116 187ZM120 185V184H119ZM128 185V184H127ZM133 185V184H132ZM157 184H155V186H156ZM163 185H167L165 182H164V184ZM175 185V184H174ZM190 185V184H189ZM194 185H195V183H194ZM209 185V186H210ZM213 185H215V184H213ZM235 185H236V183H235ZM7 186V185H6ZM25 186V185H24ZM58 186V185H57ZM60 186H63V185H60ZM87 186V185H86ZM112 186V187H113ZM150 185H148V187H149ZM154 186V185H153ZM185 186V185H184ZM228 186V185H227ZM39 187H41V186H39ZM56 187V186H55ZM82 187V186H81ZM99 187V186H98ZM123 187V186H122ZM138 186H136V188H137ZM140 187V186H139ZM157 187V186H156ZM192 187V186H191ZM196 187V186H195ZM200 187V186H199ZM202 187V189H204L203 188V186H201ZM200 187V188H201ZM232 187V186H231ZM11 188V187H10ZM18 188H20V187H18ZM35 188V187H34ZM44 188V187H43ZM102 187L100 186V189H101ZM135 188V187H134ZM135 188V189H136ZM146 187H144V189H143V187L141 186V189H143V190H146L145 189ZM151 188V186L149 187V189ZM164 188V187H163ZM181 188V187H180ZM208 188L209 187H207L206 189H205V193H208V195H210L211 194V190L209 189V191L210 192H206L207 190H208ZM242 188V189H243ZM251 188V187H250ZM9 189V188H8ZM16 189V188H15ZM48 189V188H47ZM53 189V188H52ZM74 189V188H73ZM87 189V188H86ZM99 189V188H98ZM100 189H99V191H100ZM120 189V188H119ZM133 189V188H132ZM134 189V190H135ZM137 189H139L140 190V188H137ZM176 189V188H175ZM189 189V188H188ZM194 189V188H193ZM201 189V190H202ZM213 189H215V188H213ZM3 190V189H2ZM31 190V189H30ZM54 190V189H53ZM71 190V189H70ZM78 190V189H77ZM80 190H81V188H80ZM109 190V189H108ZM115 190V189H114ZM182 190V189H181ZM196 190V188L194 189V191ZM198 190V189H197ZM235 190V189H234ZM237 190H238V188H237ZM241 190V189H240ZM4 191V190H3ZM8 191V190H7ZM14 191V190H13ZM36 191V190H35ZM35 191H33V192H35ZM37 191H39V194H40V190H37ZM43 191H47V190H43ZM50 191V190H49ZM62 191V190H61ZM106 191V190H105ZM130 191V189L128 190V192ZM136 191V190H135ZM153 191H154V188H153ZM153 191H150L149 190V192L151 193V192H153ZM165 191V190H164ZM199 191V190H198ZM17 192V191H16ZM13 193V192H10L9 193V191H8V193L6 192V190H5V192H2L1 191V189H0V204H2V200H4V198H5V201H6V198H8V199H10V196H11V194H16L15 196H17L18 194H19V198H20V196L21 195H23L22 194V191H19V192H17V193ZM25 192V191H24ZM27 192H29V191H27ZM26 192V193H27ZM102 192H103V189H102ZM119 192H121V191H119ZM124 192V191H123ZM127 192V193H128ZM170 192V191H169ZM204 192H202L201 194L203 195L204 194ZM230 192V191H229ZM244 192V191H243ZM37 193V192H36ZM56 193V192H55ZM107 193V192H106ZM113 193V192H112ZM132 193H134V192H132ZM136 193V192H135ZM162 193V192H161ZM166 193V192H165ZM183 193V192H182ZM197 193H200V191L199 192H197ZM242 193V192H241ZM246 193V192H245ZM43 194V193H42ZM58 194H60V191H59V193ZM67 194V193H66ZM71 194V193H70ZM125 194H126V192H125ZM124 193H123V195H125ZM145 194H146V192H145ZM147 194H148V191H147ZM192 194H195V192H193V193H191V199L193 200V198H197V199H199L198 197H192ZM201 194H198V195H200V197H201ZM215 194H217V193H215V191H214V195ZM230 194V193H229ZM235 194V193H234ZM244 194V193H243ZM13 195V196H14ZM35 195V194H34ZM44 195H45V193H44ZM54 193H53V191H52V193H50L49 192V194H48V196H47V198H49V202H51L52 200H55V199H53V197H54ZM130 195H131V193H130ZM136 195V194H135ZM137 195H138V193H137ZM150 195H152V194H150ZM153 195H155V194H153ZM169 195H170V193H169ZM179 195V194H178ZM178 195H176V197L178 196ZM205 195V197H207V195L206 194H204ZM246 195H248V194H246ZM245 195V196H246ZM250 195V194H249ZM12 196V197H13ZM14 196V197H15ZM25 196H28V195H25ZM60 196V195H59ZM107 196V195H106ZM122 195H120L119 196V198L121 197ZM134 196V195H133ZM132 196V197H133ZM141 196H143V194L141 195ZM181 196V195H180ZM180 196H178V197H180ZM197 196V195H196ZM239 196V195H238ZM252 196V195H251ZM40 197V196H39ZM57 197V196H56ZM66 197V196H65ZM69 197V196H68ZM87 197V196H86ZM85 197V198H86ZM94 197V196H93ZM98 197V196H97ZM97 197H96V199H97ZM115 197V196H114ZM117 197V196H116ZM140 197V196H139ZM144 197V196H143ZM145 197H146V195H145ZM148 197L150 198V196H149V194H148ZM157 197V196H156ZM159 197V196H158ZM157 197V198H158ZM182 198V200L181 201H183L184 200V198H183V196H181ZM211 197H213L212 195H211ZM23 198V197H22ZM28 198H30L29 196H28ZM36 198V197H35ZM43 198V197H42ZM52 198V199H51ZM55 198V197H54ZM83 198V197H82ZM101 198H103V196H100V199ZM106 198V197H105ZM118 198V197H117ZM118 198V199H119ZM126 198H127V196H126ZM126 198H125V200H126ZM133 198H135V197H133ZM136 198H137V196H136ZM148 198V199H149ZM188 198V197H187ZM235 198V197H234ZM250 198V197H249ZM31 199V198H30ZM112 199V198H111ZM122 199L124 200V198L122 197ZM142 199V198H141ZM140 199V201H144L143 199L141 200ZM151 199H153L152 198V196H151ZM155 199V198H154ZM162 199H163V197H162ZM174 199H177V201H179V203H180V200H178V198H174ZM244 199H247V198H244ZM16 200V199H15ZM40 200V199H39ZM74 200V199H73ZM93 200V199H92ZM94 200H95V198H94ZM98 200H99V197H98ZM108 200V199H107ZM106 200V201H107ZM136 200V199H135ZM150 200V199H149ZM208 200V199H207ZM233 200V199H232ZM247 200H249V199H247ZM247 200H246V202H247ZM32 201V199L30 200V201H28V202H31ZM41 201H43V200H41ZM47 201V200H46ZM86 201V200H85ZM103 201H105V199L103 200ZM115 201V200H114ZM113 201V202H114ZM119 201V200H118ZM147 200L145 199V202H146ZM150 201H154V200H150ZM164 201V200H163ZM175 201V200H174ZM176 201V202H177ZM201 201V200H200ZM205 200L203 199V202H204ZM209 201V200H208ZM227 201H230L231 202V200H229V199H227L225 202H227ZM241 201H244L243 199H241ZM8 202V201H7ZM54 202V201H53ZM53 202H51V203H53ZM56 202V201H55ZM64 202H65V200H64ZM63 202V203H64ZM68 202V201H67ZM90 202H91V200H90ZM109 202H111V204H112V201H108V203ZM117 202V200L114 202V203H116ZM120 202H122V200L120 199ZM125 202V201H124ZM128 202V201H127ZM134 202V201H133ZM149 202V201H148ZM148 202H146V203H148ZM171 202V201H170ZM196 202L198 203V201L196 200ZM223 202V201H222ZM224 202V203H225ZM237 202V201H236ZM23 203H25V202H23ZM45 203V202H44ZM57 203V202H56ZM60 203V202H59ZM58 203V205L59 206H52V205H55V204H52V205H50V204H48L45 208H41V209H39L38 211L36 210L35 211V209H34V211H35V214H33V212L31 213V210L28 212V213H24V214H22L23 213V211H20V209H19V207L21 206H19L18 207V210L20 211H16V212H13L12 214L10 213V215H12V216H14L15 214V217H13V218H11L12 220H16V217H18L17 218V222L15 221V223L16 224H13V222L14 221H11V220H9L8 218H5L4 220V222L3 223H1L0 224V252H1V254H0V264H29V263H31V264H33L35 261L38 263V261H37V257H39V256H35L36 257V260L34 261L33 260V258L31 257V255L29 256V257H26V258H24L23 260H17V261H15L14 259V256H13V253H11V252H15V251H18L20 248L22 249V243L21 244H19L20 246H18V245H15L16 244V241H15V239H14V235H13V238H12V245H9V246H7L8 245V242L10 241V237H12L11 235L13 234V233H11V231L9 232V230L11 229V230H13V231H17L16 233H18V232H20L21 233V235H20V237L21 238H24V240H26V241H24V246L26 247V245H28L29 244V240H31V236H32V234L34 233V231H36V229L38 228V227H40V224L41 223H39V220L41 219V217H46L48 214H50V213H54V212H56L55 210L56 209H58L59 207H60V205H61V203L59 204ZM69 203V202H68ZM83 203V202H82ZM94 203V202H93ZM93 203H91L92 205H95V206H97V207H100V208H97V211L99 212V210L101 209L102 210V208H101V206H103V207H105V205L106 204H108V203H105V205H101L102 203L100 202V201H96L94 204ZM101 203V204H100ZM113 203V204H114ZM123 203V202H122ZM135 203H136V201H135ZM138 203V202H137ZM146 203H145V207H146ZM150 203V202H149ZM155 203V202H154ZM178 203V202H177ZM193 203H194V200H193ZM202 203V202H201ZM206 203V202H205ZM205 203L204 204H202V205H205ZM3 204H5L6 205V202L5 203H3ZM8 204V203H7ZM30 204V203H29ZM85 204V203H84ZM83 204V205H84ZM96 204H98V205H96ZM100 204V205H99ZM116 204H118V202L116 203ZM151 204H152V202H151ZM150 204V205H151ZM169 204V206L170 207H174L172 210V213L171 214H173V212H174V214L177 216V213H178V211L177 210H179L180 209V211H181V208H179V209H177V206L178 205H175L174 204V202H173V204H171L170 205V203H168ZM181 204V206H182V204H183V202L182 203H180ZM225 204H227V203H225ZM224 204V205H225ZM237 204V203H236ZM236 204H234V205H236ZM258 204V205H260V206H257L256 207V205ZM82 205V204H81ZM122 205V204H121ZM121 205L119 204L118 206H120L121 207ZM131 205H133V204H131ZM137 205V204H136ZM149 205V204H148ZM173 205V206H172ZM196 205V204H195ZM231 205H232V203H231ZM248 205V204H247ZM255 205V206H254ZM8 206V205H7ZM23 206V205H22ZM28 206V205H27ZM116 206V205H115ZM133 206H135V204L133 205ZM141 206H142V202H141ZM2 207V206H1ZM5 207V209H6V206H3L2 208H4ZM23 207H25V206H23ZM77 207H78V205H77ZM89 207V206H88ZM107 207V206H106ZM110 207V206H109ZM108 207V208H109ZM113 207H114V205H113ZM120 207L119 208H117V207H115V209L117 208V209H120ZM138 207V206H137ZM140 207V206H139ZM142 207H144V204H143V206ZM142 207H141V209H142ZM148 207V206H147ZM188 207H190V206H188ZM199 207V206H198ZM203 207V206H202ZM219 207H225V206H219ZM234 207V206H233ZM9 208V207H8ZM64 209H66L65 207H63ZM69 208V207H68ZM73 208V207H72ZM122 208V207H121ZM131 208V207H130ZM152 208V207H151ZM161 208V207H160ZM214 208V207H213ZM239 208V207H238ZM258 208V209H257ZM24 209V208H23ZM23 209H21V210H23ZM87 209V208H86ZM96 209V208H95ZM132 209V208H131ZM131 209H130V211H131ZM134 210H135V208H133ZM138 209V208H137ZM137 209L135 210V211H137ZM140 209V208H139ZM177 209V210H176ZM186 209H188L187 207H186ZM190 209V208H189ZM205 209V208H204ZM216 209H218V207L216 208ZM242 209V208H241ZM244 209V208H243ZM248 209H247V212H248ZM0 210H1V208H0ZM70 210H72V209H70ZM85 210V209H84ZM93 210V209H92ZM104 210V209H103ZM124 210V209H123ZM123 210H121L122 211V213H124L123 215H125L126 213L123 211ZM128 210V209H127ZM127 210H125V211H127ZM171 209H169V214H170V211ZM198 210V209H197ZM199 210H200V208H199ZM202 210V209H201ZM218 210H220V209H218ZM255 210V211H256ZM3 211H5V210H3ZM2 211V212H3ZM12 211V210H11ZM28 211V210H27ZM94 211V210H93ZM105 211V210H104ZM129 211V210H128ZM127 211V212H128ZM129 211V212H130ZM141 211V210H140ZM139 211V212H140ZM150 211V210H149ZM179 211V212H180ZM221 211V210H220ZM230 211V210H229ZM250 211L248 212L249 214H250ZM10 212V211H9ZM22 212V213H21ZM50 212V213H49ZM78 212V211H77ZM76 212V213H77ZM95 212H96V210H95ZM119 211L118 210H116V213H118ZM129 212L127 213V214H129ZM155 212V211H154ZM163 212V211H162ZM165 212V214L167 215L168 213H166L167 211H164ZM183 212V211H182ZM200 212V211H199ZM212 212V211H211ZM217 212V211H216ZM1 213V212H0ZM21 213V214H20ZM75 213V214H76ZM80 212H78L77 214H79ZM136 213V212H135ZM135 213H133V212H131L130 213V216L132 217V214H135ZM189 213V211L187 212V214ZM198 213V212H197ZM209 213V212H208ZM242 213H243V210H242V212H241V215H242ZM244 213H246V211L244 212ZM243 213V214H244ZM256 213V212H255ZM18 214H20V215H22V216H20L21 218H23V215H24V217L25 216H27V215H31V217L34 215L35 217H34V219H36V222H34V220H32V222H30V224H27V225H22V223H20V221H21V219H19V215ZM33 214V215H32ZM52 214H50V215H52ZM100 214V213H99ZM103 214H105V213H103ZM107 214V213H106ZM105 214V215H106ZM180 214H183V213H180ZM222 214H224V213H222ZM1 215H2V213H1ZM9 215V214H8ZM37 215V216H36ZM43 215V216H42ZM70 215V214H69ZM71 215H73V214H71ZM70 215V216H71ZM88 215V214H87ZM118 215H120L119 213H118ZM156 215V214H155ZM161 215V214H160ZM162 215H163V213H162ZM186 215V214H185ZM207 215V214H206ZM211 215V214H210ZM229 215V214H228ZM227 215V216H228ZM234 215H235V213H234ZM246 215H248V214H246ZM253 215H255V214H253ZM258 215H260L259 216V222H258V225H257V227H255L254 229H257L258 231H257V233H255L256 231H254V230H251V229H249V228H242V230H241V226L242 227H245V226H247V223H249L247 220V217L249 216V217H252V214H250V215H248L247 217H246V221L244 220V223L246 224L245 226H244V223H242V221H241V219H240V221H239V223L241 222L243 225H240V226H238L237 224L235 225L234 223H232V225H235V226H238V228L240 229V231L239 230H237V231H239V232H237L236 231V229H235V231H236V233H237V235L239 236V234H240V236H242V235H246V234H249L250 236H252V235H256V237H257V239H256V241L255 242H257L256 243V246H257V249L258 250H256L257 252H258V257L260 258L261 256L260 255H264V217H263V215L262 214H257V216ZM6 216V215H5ZM12 216H10V217H12ZM77 216V215H76ZM99 216V215H98ZM129 216V217H130ZM152 216V215H151ZM171 218L172 217H174V216H171V215H169ZM168 216V217H169ZM179 216V215H178ZM182 216V215H181ZM214 216V215H213ZM221 216V215H220ZM239 216H240V214H239ZM244 216V219H245V215H243ZM256 216V217H257ZM37 217H40V219L39 218H37ZM48 218H49V215L47 216ZM78 217H79V215H78ZM89 217V216H88ZM94 217V216H93ZM104 217V216H103ZM122 217V216H121ZM137 217H139V215L137 216ZM147 217H148V215H147ZM158 217H159V215H158ZM163 216H161V218H162ZM184 217H186V216H184ZM191 217V216H190ZM215 217H216V215H215ZM229 217V216H228ZM255 217V216H254ZM27 218V217H26ZM47 218V219H48ZM65 218L66 217H64L63 219H61V220H65ZM83 218H85V216L83 217ZM95 218V217H94ZM101 218V217H100ZM107 218V217H106ZM146 218V217H145ZM183 218V217H182ZM230 218H232V216L230 217ZM237 218V217H236ZM3 219V218H2ZM78 219V218H77ZM81 219H82V217H81ZM80 219V220H81ZM88 219V218H87ZM123 219H124V217H123ZM126 219H127V217H126ZM136 219V218H135ZM156 219V218H155ZM165 219V218H164ZM166 219H167V217H166ZM166 219L163 221V219H161L162 220V222H165L166 221ZM169 219V218H168ZM177 219V218H176ZM217 219H218V217H217ZM242 219H243V217H242ZM60 220V219H59ZM58 220V221H59ZM74 220H76V219H74ZM113 220H115V219H111V221H113ZM143 220V219H142ZM179 220V219H178ZM184 220V219H183ZM186 221H187V218L185 219ZM214 220V219H213ZM252 220V219H251ZM28 221V220H27ZM47 221V220H46ZM79 221V220H78ZM77 221V222H78ZM82 221V220H81ZM87 221V220H86ZM94 221V220H93ZM93 221H91L92 223H93ZM100 221V220H99ZM110 221V220H109ZM110 221V222H111ZM120 223V221L119 220H115V221H113L114 223H112L113 225H115V226H117V225H120L118 222ZM141 221V220H140ZM144 221V220H143ZM153 221H155L154 219H153ZM158 221V220H157ZM156 221V222H157ZM219 221V220H218ZM221 221V220H220ZM219 221V222H220ZM226 221H227V218H226ZM231 221V220H230ZM237 220H235V222H236ZM22 222H24V221H22ZM38 222V223H37ZM61 222V221H60ZM76 222V221H75ZM76 222V224H78ZM102 222V221H101ZM106 222V221H105ZM104 222V223H105ZM116 222V223H115ZM142 222V221H141ZM159 222H161V221H159ZM192 222V221H191ZM194 222V221H193ZM202 222V221H201ZM216 222V221H215ZM58 224L56 225V227L55 228H59V229H54L53 230V228H52V230H53V232H50V231H52V230H48V228L47 229H44V231H45V233H44V235H43V237L45 236V238H43V239H45V241H43V239H42V241H43V244H41L40 245V241L38 242V239H33L32 238V242H33V244H35V245H33V246H35L36 247V245H37V248H42L44 251H45V253H47V251H48V253L47 254H44V256H43V252H42V255L39 253V255H40V258H38L39 259V261L40 260H42V262H43V260L45 261V262H40L39 264H45L47 261H48V264H49V262H52L53 263V260L55 261V260H57L58 259V261L57 262H61L62 264H63V262H64V258L61 256V258H60V260H59V255H61V253L59 254V255H53V256H50L51 254H53V253H49V252H54V251H59V250H61V249H63L64 250V247H66L67 245H66V242H65V245L66 246H64L63 244H61L60 242H58V241H60L57 237H58V234H59V232H60V229H62V222L61 223H59V222H57ZM100 223V222H99ZM103 223V224H104ZM149 223V222H148ZM151 223V222H150ZM152 223H154V222H152ZM207 223V222H206ZM223 223H226V222H223ZM43 225V227L44 228H46L45 227V225H44V223H42ZM56 224V223H55ZM54 224V225H55ZM87 224V223H86ZM106 225H107V223H105ZM105 224L102 226V224H100L99 226V234L101 233V234H103V232L105 231L104 229L106 228H108V230H106L107 232H109L110 230L109 229H111V231H112V228H114L115 229V227L114 226H112L111 224H110V226L109 227H111V228H109V227H106L105 226ZM141 224V223H140ZM145 224V223H144ZM155 224V223H154ZM186 224V223H185ZM184 224V225H185ZM209 224H210V222H209ZM217 224V223H216ZM250 224V223H249ZM248 224V226H250ZM88 225H90V224H88ZM128 225H129V223H128ZM157 225V224H156ZM175 226H176V224H174ZM193 225V224H192ZM201 225V224H200ZM221 225V224H220ZM226 225V224H225ZM229 225V224H228ZM231 225V226H232ZM68 226V225H67ZM75 226V225H74ZM73 226V227H74ZM207 226V225H206ZM205 226V227H206ZM212 226V225H211ZM230 226V225H229ZM70 227V226H69ZM97 227H98V224H97ZM103 228V232H100L102 229H100V228ZM170 227V226H169ZM178 227H179V225H178ZM182 227H183V225H182ZM188 227V226H187ZM196 227V226H195ZM218 227V226H217ZM227 227V226H226ZM259 227V228H258ZM42 228V227H41ZM64 228V227H63ZM153 228H154V226H153ZM184 228V227H183ZM207 229H208V226L206 227ZM39 229V228H38ZM65 229V228H64ZM82 230L84 229V228H81ZM88 229V228H87ZM97 229V230H98ZM113 229V230H114ZM119 229V228H118ZM169 229H172V228H169ZM175 229V228H174ZM198 228H196V230H197ZM202 229V228H201ZM218 229V228H217ZM216 229V230H217ZM220 229V228H219ZM227 229V228H226ZM231 229H233V227L232 228H230V233H231ZM130 230V229H129ZM178 230V229H177ZM183 230V229H182ZM192 231L194 230V228L192 227V229H191ZM196 230H195V232H196ZM206 230V229H205ZM215 230V229H214ZM224 230V229H223ZM228 230H229V227H228ZM39 231V230H38ZM105 231V232H106ZM149 231V230H148ZM174 231V230H173ZM180 231V230H179ZM198 231H199V229H198ZM202 231V230H201ZM207 231V230H206ZM212 231V230H211ZM226 231V230H225ZM86 231L85 230H83L82 232H77V233H81L82 235H84L85 237L88 235H85L86 233H85ZM104 232V234L105 235H107L106 233ZM124 232V231H123ZM131 232H133V231H131ZM136 232H137V229H136ZM176 232V231H175ZM190 232V231H189ZM188 232V233H189ZM194 232V231H193ZM210 232V231H209ZM213 232V231H212ZM228 232V231H227ZM227 232H225V233H227ZM228 232V233H229ZM234 232V231H233ZM232 232V235L231 236H233V239H235V241H236V239H237V236H234V233ZM7 233H9V234H11V235H9V234H7ZM15 233V232H14ZM15 233V234H16ZM69 233H71V232H69ZM76 233V234H77ZM119 233V232H118ZM141 233H142V231H141ZM145 233V232H144ZM150 233V232H149ZM178 233V232H177ZM187 233V232H186ZM187 233V235L189 236L190 234H188ZM197 233H199V232H197ZM204 233L205 232H203V235H204ZM219 233V232H218ZM255 233V234H254ZM19 234V233H18ZM35 234H36V232H35ZM43 234V233H42ZM62 234V233H61ZM73 234V233H72ZM99 235V237H100V239H101V237H103L104 236V234L103 235ZM120 234V233H119ZM124 234V236H125V233H123ZM128 233H126V235H127ZM130 235H132L131 233H129ZM136 233H134V235H135ZM143 234V233H142ZM152 234V233H151ZM166 234V233H165ZM194 234V233H193ZM202 234V233H201ZM209 234V233H208ZM213 234V233H212ZM64 235H65V233H64ZM67 235V234H66ZM71 235V234H70ZM159 236H160V234H158ZM163 235V234H162ZM199 235V234H198ZM218 235H220V234H218ZM223 235V234H222ZM10 236V237H9ZM17 236H19V235H17ZM16 236V237H17ZM40 236V235H39ZM42 236V235H41ZM76 236V235H75ZM89 236V235H88ZM92 236H94V235H92ZM97 236H98V234H97ZM96 236V237H97ZM136 236H137V234H136ZM136 236H134V237H136ZM187 236V238H189ZM195 236V235H194ZM200 236V235H199ZM206 236H209V235H206ZM212 236V235H211ZM216 236V235H215ZM71 237V236H70ZM72 237H73V235H72ZM95 237V238H96ZM105 237V236H104ZM126 237V236H125ZM127 237H128V235H127ZM133 237V236H132ZM133 237V238H134ZM201 237V236H200ZM221 237H223V236H221ZM253 237V236H252ZM88 238V237H87ZM91 238V237H90ZM93 238V237H92ZM94 238V239H95ZM107 238V237H106ZM109 238V237H108ZM112 238V237H111ZM123 238V236L121 237V239ZM139 238V237H138ZM191 238V237H190ZM195 238V237H194ZM211 238V237H210ZM61 239V238H60ZM62 239H63V236H62ZM64 239H65V237H64ZM69 239V238H68ZM77 239L78 238H76L75 237V239L73 238V240H75V242L74 241H72V239H71V241L72 242H74V243H76L75 245H78V243H79V240L77 241ZM99 239V240H100ZM131 239V238H130ZM135 239H137V237L136 238H134V241H135ZM196 240H197V238H195ZM17 241L18 240H22V239H20V238H17L16 239ZM81 240V239H80ZM96 240H98V239H96ZM132 240L133 239H131V242H132ZM149 240V239H148ZM187 240V239H186ZM203 240V239H202ZM207 240V239H206ZM218 240V239H217ZM231 241H232V237H231V239H230ZM238 240V239H237ZM253 240V239H252ZM15 241V242H14ZM23 241V240H22ZM124 241V240H123ZM149 241H151V240H149ZM173 241H174V239H173ZM177 241V240H176ZM189 241H191V240H189ZM205 241V240H204ZM214 241V240H213ZM220 241V240H219ZM226 241V240H225ZM254 241V240H253ZM21 242V241H20ZM72 242H69V243H71V244H73ZM114 242V241H113ZM136 242H137V240H136ZM192 242V241H191ZM197 242H198V240H197ZM240 243H241V241H239ZM26 243V244H25ZM64 243V242H63ZM86 243V242H85ZM112 243V242H111ZM124 243H126V242H124ZM124 243H122L123 244V246H124ZM167 243V242H166ZM184 243V242H183ZM187 243V242H186ZM190 243V242H189ZM194 243H195V240H194ZM209 244H210V242H208ZM250 243H251V241H250ZM71 244H69L70 245V247H71ZM121 244V245H122ZM157 244V243H156ZM156 244L154 245V246H156ZM217 244V243H216ZM220 243H218V245L217 246H221V248H222V246H223V248H222V250L224 249L225 250V247H226V243L224 242V243H222L223 245H219ZM226 244V245H225ZM231 244H232V242H231ZM237 244V243H236ZM236 244H234V245H236ZM248 244V243H247ZM253 244V243H252ZM15 245V246H14ZM31 245V244H30ZM30 245H28V246H30ZM38 245H40V246H38ZM68 245V246H69ZM105 245V244H104ZM107 245V244H106ZM120 245V246H121ZM254 245H255V243H254ZM81 246V245H80ZM89 246V245H88ZM108 246V245H107ZM119 246V245H118ZM130 246V245H129ZM142 246V245H141ZM152 246V245H151ZM190 246H191V244H190ZM197 246V245H196ZM243 246V245H242ZM246 246V245H245ZM20 247V248H19ZM34 247V248H35ZM75 247V246H74ZM101 247V246H100ZM93 248V253L94 252H96V250H101V249H103L102 251H104V249L106 248ZM126 247V246H125ZM137 247V246H136ZM230 247V245H227V249ZM235 247V246H234ZM237 247V246H236ZM235 247V248H236ZM239 247H240V244H239ZM244 247V246H243ZM255 247V246H254ZM254 247H253V249H254ZM36 248V249H37ZM115 248V247H114ZM128 248V247H127ZM133 248V247H132ZM153 248V247H152ZM232 248V246L230 247V249ZM234 248V249H235ZM13 249L15 250V251H13ZM41 249V250H42ZM68 249V248H67ZM113 249V248H112ZM124 249V248H123ZM192 249H194V248H192ZM196 249H198V248H196ZM233 248L231 249L232 250V252L229 250H225L226 252L228 251V253H226L224 250V253H226V254H230V256H232V255H235L234 254V252H235V250H234ZM242 249H244V248H242ZM3 250V251H2ZM9 250V251H8ZM33 250V249H32ZM38 250H40V249H38ZM42 250V251H43ZM116 250V249H115ZM130 250V249H129ZM203 250V249H202ZM233 250H234V252H233ZM239 250V249H238ZM66 251V250H65ZM87 251H89V250H84V253H90L91 252V249H90V251L89 252H87ZM102 251H100L102 254H104V252H102ZM106 252H108L107 250H105ZM114 251V250H113ZM167 251V250H166ZM175 251V250H174ZM173 251V252H174ZM190 251V250H189ZM196 251V250H195ZM241 251V253L243 252V250H240ZM253 251V250H252ZM3 252H6V254H9V252H10V254H12V256H13V258H10L9 257V255L7 256V255H5ZM8 252V253H7ZM22 252H23V250H22ZM39 252V251H38ZM81 252H83V251H81ZM100 252L98 251L97 253L98 254H100ZM105 252V253H106ZM129 252H132V251H129ZM165 252V251H164ZM237 252V251H236ZM247 252H248V250H247ZM251 252V251H250ZM255 252V251H254ZM253 252V253H254ZM256 252V253H257ZM2 253H3V255H2ZM57 253V252H56ZM69 253V252H68ZM114 253V252H113ZM118 253V252H117ZM196 253V252H195ZM237 253H239V252H237ZM249 253V252H248ZM247 253V254H248ZM20 254V253H19ZM67 254V253H66ZM92 254V253H91ZM90 254V255H91ZM109 254V252L107 253V255ZM114 254H116V253H114ZM128 253H126L125 255H127ZM130 254V253H129ZM159 254H161V253H159ZM170 254H172V253H170ZM197 254V253H196ZM200 254V253H199ZM33 255V254H32ZM35 255V254H34ZM33 255V256H34ZM37 255H38V253H37ZM47 255H49V256H47ZM75 255V254H74ZM94 255H96V254H94ZM106 254H105V256H107ZM121 255V254H120ZM124 255V254H123ZM167 255V254H166ZM174 255V254H173ZM182 255V254H181ZM217 255V254H216ZM242 255V254H241ZM245 255V254H244ZM257 255V254H256ZM41 256H43L44 258L43 259H41ZM98 256V255H97ZM95 257V260H97L99 257ZM160 256V255H159ZM169 256V255H168ZM179 256V255H178ZM195 256V255H194ZM203 256V255H202ZM217 256H219V254L217 255ZM249 256H251V255H249ZM253 256H255V255H253ZM253 256H251V257H253ZM55 257H56V259H55ZM67 257V256H66ZM132 257V256H131ZM145 257V256H144ZM236 257V256H235ZM241 257V256H240ZM240 257H238L239 259H240ZM22 258V257H21ZM28 258H30V259H28ZM71 258V257H70ZM86 258V257H85ZM105 258V257H104ZM112 258V257H111ZM121 258V257H120ZM170 258V257H169ZM173 258V257H172ZM184 258V257H183ZM186 258V257H185ZM185 258H184V260H185ZM204 258V257H203ZM212 258V257H211ZM210 258V259H211ZM216 258V257H215ZM220 258H221V256H220ZM220 258H219V261H221L220 260ZM238 258H236V261L235 262H237V259ZM250 258V257H249ZM264 259V257H261V259ZM18 259V258H17ZM27 259V260H26ZM47 259V260H46ZM62 259V260H61ZM68 259V258H67ZM102 258L100 257V260H101ZM118 259V258H117ZM123 259V258H122ZM163 259V258H162ZM179 259H180V257H179ZM206 259V258H205ZM217 259V258H216ZM232 259H235L233 256H232ZM238 259V260H239ZM242 259H244V258H242ZM255 259V258H254ZM258 259V258H257ZM261 259H260V261H261ZM49 260H51V261H49ZM88 260H90V259H88ZM100 260H99V262H100ZM111 260V259H110ZM121 260V259H120ZM136 260V259H135ZM134 260V261H135ZM138 260H140V259H138ZM156 260V259H155ZM167 260V259H166ZM169 260V259H168ZM167 260V261H168ZM183 260V261H184ZM203 260V259H202ZM201 260V261H202ZM211 260H213V259H211ZM63 261V262H62ZM69 261V260H68ZM74 261V260H73ZM72 261V262H73ZM78 261V260H77ZM86 261V260H85ZM91 261V260H90ZM107 261V260H106ZM113 261V260H112ZM143 261V260H142ZM161 261V260H160ZM180 261V260H179ZM223 261V260H222ZM230 261V260H229ZM243 261V260H242ZM244 261H246V260H244ZM258 260H256L255 259V263L257 262ZM263 261V260H262ZM16 262V263H15ZM56 262V263H57ZM66 262V261H65ZM69 262H71V261H69ZM118 262V261H117ZM130 262V261H129ZM137 262V261H136ZM139 262V261H138ZM149 262V261H148ZM182 262V261H181ZM192 262H193V259H192ZM206 262V261H205ZM214 262H215V259H214ZM240 262V261H239ZM37 263H35V264H37ZM98 263V262H97ZM115 263V262H114ZM135 263V262H134ZM140 263V262H139ZM171 263V262H170ZM173 263H174V261H173ZM195 263V262H194ZM203 263V262H202ZM207 263H210V262H208L207 261ZM226 263V262H225ZM224 263V264H225ZM230 263V262H229ZM231 263H233V261L231 262ZM251 263V262H250ZM262 263H264V262H262ZM262 263H260V264H262ZM60 264V263H59ZM66 264H67V262H66ZM104 264V263H103ZM112 264H113V262H112ZM120 264H122V262L120 263ZM133 264V263H132ZM147 264V263H146ZM149 264V263H148ZM164 264V263H163ZM186 264V263H185ZM188 264V263H187ZM210 264H212V262L210 263ZM215 264H217V262H215ZM222 264H223V262H222Z\"/></svg>","mask_w":264,"mask_h":264}]
</instances>
